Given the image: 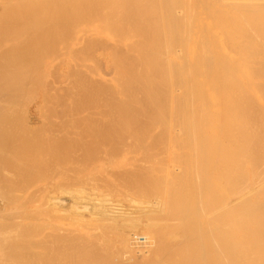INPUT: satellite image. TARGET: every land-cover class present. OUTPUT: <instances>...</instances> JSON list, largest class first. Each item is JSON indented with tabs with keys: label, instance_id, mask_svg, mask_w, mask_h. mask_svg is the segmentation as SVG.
Listing matches in <instances>:
<instances>
[{
	"label": "bare ground",
	"instance_id": "6f19581e",
	"mask_svg": "<svg viewBox=\"0 0 264 264\" xmlns=\"http://www.w3.org/2000/svg\"><path fill=\"white\" fill-rule=\"evenodd\" d=\"M4 1L5 0H3V2ZM11 1H13V0H11ZM15 1H17V0H15ZM30 1H31V4H34L35 7H38V9H36L38 11H35V8H34V11L38 15L40 14V17H38V16L36 17V18H38L37 21H39L40 23H41V21L43 22V19L45 20V22H43V23H46V22H47V24L51 23L50 21L52 20V18L55 14H56V17L58 15V18H60V19H56V18L55 19L59 20V22H60V20H62V22L64 21V24H66V23L68 24L69 22H66V20H70V22L72 23L71 25L73 26V29L75 30L73 33V40L75 41V43H74V41H72V39L69 40L67 38L69 41H72V42H70L71 43L70 44V43H67L68 40L67 41L65 40V42L67 44L66 50H68V49L70 50L71 45L73 44V46H75V47L73 48V46H72L73 49L72 48L71 49L74 50L75 52H77V50L79 49L77 45L81 44L80 45L81 47L80 46L79 47H80V49H82V52H83L82 55L84 56V54H85L84 51H86V53H88V51H90V47H89L90 45L88 46V45H86V43H84L85 42V38H84L85 36L84 35H86V41H88L87 43L90 44L91 42H97V46H99L98 45L99 42L107 43V42L111 41L110 43H111L112 47L108 48V46H107L108 44L105 46L108 48L109 51L107 50V48L105 49V47H104V50L108 51V56L106 55L108 57L107 58L108 61L107 60L106 61L110 63L112 68H114V71H111L113 73V76L111 75L110 72H109L110 75H108V72L106 73L107 77L112 76L111 81L109 80L110 78L109 79L107 77L106 78L111 83L113 81H115L114 82L115 84H116V81H118L117 84L119 83V81L122 82L123 85L125 83V84H127V87H123V86L121 87L120 85L122 83L121 84L119 83L120 85H118V86H117V84H116V86H115V84L111 85L112 87H110L109 93L105 92L108 95L107 98L105 97L106 95L102 96L103 98H101V100L105 98L104 102L102 104V106L104 105L105 107L103 106V108H101V106H100L101 109L98 108V106L101 105L102 102H100V100H98L99 97H95L96 95H94V94L97 93V95H100L101 93L100 94H98V93L102 90V88L100 91L98 90V92H95L94 89H96L97 86H96V88L91 87L90 90H92V92L94 91L95 93L93 92V94H92L90 91H89L90 93L86 92L88 94H92L93 98L95 97L99 101V105L97 107H94L95 104L96 105L98 104V101L95 102L96 99L95 100L93 99L94 102H92V101L90 102V99H88V98L92 99V97H90V95H89V97H87L88 100L85 99L87 102L89 101L90 103L94 104V105H91L89 103V105L96 108V110H97V108L99 110L106 108L107 112H105V110H102L103 112L108 114V118H106V119H103V118H105V117H103V115L105 113H103V115H99L97 117V114H98L97 112L99 110L95 112L94 109L90 108L91 106L89 107L90 109L88 108L89 110H91V113H89L90 111L89 112L86 111L87 112L86 114H88V113L90 114L88 121L90 120V117L92 116L91 115L92 111L94 113H96L94 115H96L95 117H97V119L100 118V116L103 117V118L101 117V119L95 120V121L92 119L93 121L92 122L89 121V122H90V125H92V126H93V122L100 121V120H101V123L103 122V125H104V123H106L105 126L107 125L106 128L108 130H110V133L108 134L109 131L104 126L103 129H105V131H103V129H102V131L104 132V134L107 135V136L105 135L106 136L105 141H106V138L108 136H110L112 132H115L117 130V128H116V130L114 128V126L117 127V125L112 124L114 121L115 122L118 121V120H116V118L118 117L117 115H120L121 113H122L121 115H123V113H124L125 115H123V116L126 117L127 112H129L133 109L135 111L136 107L138 109L140 108L139 110H141V112H139V113L145 114V113H147V111L150 112L152 110L150 105H152V107L154 105V107L156 108V111L158 113H163V116H164V113L167 112V115H168V119L164 118V117H163L164 120L161 119L162 120L161 123L163 122L164 124L163 123L160 124L161 129H159L160 131L158 133H160L162 131V129H163L162 126L166 124L165 126L166 127L168 126V129H167L168 131L166 130V128L164 126L165 131H162V132H164L167 135L166 136L168 138L167 142L169 143V145H171L172 143L174 144V146L177 145L178 148H177V146L175 147L177 149H179V147H181V149H182V150L176 149L177 151L181 152L182 154H179V152H177L178 154L172 153L173 155H175V157H177V156L179 157L180 155H182V159L178 158L180 160V161H178L176 158L177 161H175V160L172 161V159L170 158L171 156L169 158L166 157V156H168L166 153H164L166 150L163 151V153L160 152V151H162L161 149L164 150L165 147L167 146L166 145L167 144L166 138H164L165 139L164 143H161V142H163L162 139L165 136L164 133L161 132V135L162 134L164 135V136L162 135V137H161V142H158V140L156 141L157 138L156 139H155V137L153 138L154 140L152 141V143L154 145H158V144H156V142H158L160 144H165L166 146L164 145L161 148V146H159L160 145L159 144L158 145L159 148H156L157 150H155L156 152L158 150H160V151H158L159 157H155V155L152 156V157L156 158V159L153 158V162H152V163H155L156 165L153 168H151L152 166L151 167L149 166L151 169H149V168L147 169L148 171L153 173V174L149 173V174H151V177L149 176L150 181H151V179H153L152 177L154 175H155L156 179H158L160 177L161 173L159 172V174L156 175L155 172H157V169H155V168H156V166H158L159 168L161 166H163V165L159 166L160 164L157 165V162L159 163L162 158L165 157V158L169 159V161L171 159L170 162L175 161L176 164H178L177 167H174L177 169L176 170L171 169L172 171L171 170L168 171V169H166L165 166L167 164L163 167L165 171L161 167L162 168L161 171L165 172V174H166V176H165V174L163 173V176H162L163 179H164V177L166 179L169 176V178H168L169 180L166 179V181H163V182L161 181L162 184H160V182H159L160 181L159 179L161 177L158 180H156V182L158 181L159 184H158V182L157 183L153 182V180L151 182H147V184H146L145 182L147 181L148 171L146 169H144L143 166H141V167L143 168L145 173L142 171V168H140L139 165H138V167H136V165H135L134 167L137 168V170H135L132 174H129L130 172H132V170L135 169L134 168V169L129 170L131 167H133L132 164H131V167L129 166L130 167L129 169H127V167H126L127 171L123 170V167L121 168L120 166H119L120 169L117 172L114 170L115 167L113 170H110V169L107 170L108 167H104L105 169L102 168V171H103V169L106 170L105 171L106 174H109L111 171H115L113 178L115 179V177L117 176L116 180L118 179L117 181L119 182V184H121L123 186V187L121 185L118 186L120 189L119 191H120V193L122 192V194H119V192L116 190L117 187L115 185H113L112 183H110L112 180L111 181L109 180L110 182L108 183V180H106L107 177H105V175H106L105 173H103V174L99 173L102 175L101 177H100V175H98L102 180L104 177V182L99 177H98L99 180H101L100 182H98L99 180H97V179L95 180V178H96L95 173H93L91 175L93 177V179H91V177L89 178V180L90 179L95 180V181H93L95 183L92 182V184H95L98 189L102 188V190H103L104 186L102 187V185L105 183V181L107 184H111L110 186L112 187V191H111V187H109L107 184H104V185H107V186H105V188L106 187L107 188L103 190L102 194L106 193L104 191L107 189L109 190V192H113V189H114V190H116L115 192H118V194H119V196H118L119 198L116 197V199L114 197H113V199H111V198L109 199L107 194L99 196L100 201H98V202H101L102 205H99V203L97 204L98 207L103 206V209H104L103 213L105 215L103 213H102V215H104L105 217L107 216L108 220H106V218L103 216L105 218L104 220H106L107 223L109 224V225L106 224V225H108L106 227L110 228L111 227L110 224H113L115 222L118 224V225L117 224L114 225V226L118 227L116 231L113 230L116 233L115 232L113 233V231H112V233L110 232L111 237L108 238L109 240L106 239L109 236V232L103 230L106 228L105 227L106 221H104L105 223L100 221L101 224L100 223H96V225L94 224L95 227L97 226L99 229L100 226L102 225V223H104L103 224L104 226L102 225L104 227L102 229V231H105L106 235L102 231L99 232L102 227L98 231L99 233H101L100 238H99V236H97V235H100L97 231H96L97 235L95 232L93 233L97 236V238H96V239H98L97 241H101L102 236L103 237L107 236L106 238L104 237L106 240H104V238H103V241H102L104 243V245L107 244V246H105V248L108 247L110 239L112 242L111 246H113L114 238H116L115 241L117 243L115 242V244L116 245L118 244L117 247L119 249L117 247L116 248L119 250V252L115 248L117 250L118 254L113 253L114 252L112 250L114 248V246H113V248L110 249L112 251H109V253L112 252L114 254V255L111 254L112 256H114L115 258H120V259H121L120 254H123V255L125 254V255L124 256L122 255L123 256L122 260L118 259L119 263L113 261L114 257L112 258V256H111L110 258H112L113 264H115V263L116 264H264V0H30ZM30 1L27 0V2H29V3H30ZM19 2H17V4ZM27 2L25 3L26 5H27ZM0 4H2V3L0 2ZM3 4H4V6L9 5L8 3H7V5H5V3H3ZM14 4L15 3H13V6H14ZM25 4H24V6H25ZM34 5H31V6H34ZM4 6L0 5L1 8ZM22 6H23V3H22ZM28 6L30 7L29 4L27 5V8H28ZM11 7H12V5H11ZM20 7H21V5H20ZM22 8H24V7H22ZM9 9H10V7H9ZM12 9H13V7H12ZM19 9H21V8H19ZM19 9H18V11H19ZM25 9H22V10H25ZM30 9H31V7H30ZM4 10L8 11L7 8L6 9L4 8ZM26 10L28 11V9H26ZM7 11H6V13H7ZM11 11H13V10H11ZM11 11H8V13L10 15H12L13 13L18 15L16 13L17 11H15V12L13 11L12 14L10 13ZM30 13H29V15H30ZM22 14H23V11H22ZM37 14H34V16ZM41 14L44 15L45 18L43 17V19H42ZM10 15H8L9 17H12V19H10V23H11V20L13 22V20L15 19V21L13 22V25L17 29H16V31L14 30V32L18 31L17 32V34H18L19 31L21 30V29L20 30H18V29L22 28L26 23V22H23L22 23L23 25L19 26V24H21L22 20L27 19L24 17L25 13L22 16H20V17H24L20 22L18 21L19 19L16 17V15L14 16V14H13L14 17L10 16ZM1 17H4V16L1 15ZM26 17H29V16H26ZM36 18H34V19L36 20ZM39 18H41V21L39 20ZM83 18H90V19L93 18L94 20L96 19L95 20L96 24L94 23L95 22L94 20H93L94 22L93 21L92 22H93V24L96 25L97 28L99 26L98 24L101 23L100 28L95 29V27L93 25V28H94L93 29L91 26L92 24L90 25L91 28H88L89 25L86 26V28H85L84 27L85 24L82 23V25L84 24V26H82L80 23V26H82V28L80 29L78 20H79V22H81ZM31 19H32V17H31ZM90 19H89V21H90ZM27 20H29V19H27ZM8 21H9V19H8ZM37 21H33V22L35 23ZM83 21H85V23L87 22V20H85V19ZM28 22L30 23L32 21H28ZM28 22L26 24H28ZM97 22H99V23L97 24ZM14 23L17 24L19 27H16L17 25H15ZM53 23L56 26V23L55 22H53ZM60 23L57 26L58 28L60 27ZM87 23H86V25H87ZM0 24H2V22ZM61 24L63 25L62 26L63 29H66V27H64V24L63 23H61ZM28 25H26V27H25L27 30L23 27L25 29L24 31H28V28L30 27V25L29 26ZM8 26L10 27V25H8ZM34 26L36 27L35 24H34ZM40 26L42 29L43 25L40 24L39 28H40ZM47 26L48 25H45L44 27H47ZM44 27H43V29H44ZM48 27H49L48 32H50V33H45L46 35L43 33V35H45L43 37V35H41L42 30L39 29L40 31L38 30V33L33 37L37 38L36 36H38V34H39L42 36V38L44 39V41L46 43L49 42V44H50L53 41L56 42L55 45L52 46V48H50V49H53V47L56 46V48H58V49H54L55 51L53 50L54 52H56V50L58 51L60 49V45H61V47H63L65 45V44L64 45L62 44L63 40H64V38H63L64 35L62 36L63 32L61 31L60 28L59 29L57 28L58 29L56 31L57 33L54 35V33L52 34L51 29H55L56 27L53 28L52 25H51V27L50 26H48ZM69 27H71L70 24H69ZM83 27L85 29H83ZM1 28H3V27H1ZM31 28H32V26L29 28V31H31ZM10 29H12V27ZM10 29H8L9 30L8 32H11ZM36 29H37V27H36ZM67 29H69L68 26H67ZM45 30H48V29L45 28ZM24 31H22V33ZM63 31H65V30H63ZM69 31H71V30L69 29ZM69 31H68V33H69ZM14 32L6 34V35H8L7 36L8 39L6 38L7 41L5 40L6 42H4V44H2V46L0 44V46H1V48H0V143H1L0 145L1 146L0 147L2 148L3 146H5L4 148H6V149H4V150H6L7 153L2 149V152L4 151L3 153L6 154L5 155L2 153V155L7 156V154H8V157H9V158L7 157L9 159V164L5 168V173L3 172L1 174L3 176L0 177V179H1L0 180V264H53V261L59 260V256L56 258L54 256L57 255V251H60V250H57L55 248L56 244H55L54 248L57 251H55V249L53 248V245L51 244V239L55 235L52 232L51 233L53 236L49 235L48 231L45 233L42 232L43 234L48 233V235L51 236L50 239H49L48 235L47 236L44 235V238L39 237L37 240V237L34 238V236H36V231L38 228L36 229L35 226H32V223L34 222L32 220L36 217V216L34 217V214H33L34 209L36 210L43 205V201H45V199L48 197V196L46 197V195H47L46 193H48V192L50 193L53 185L52 186L50 185L51 188L48 192H46L47 190L45 188L46 187L45 185H44L45 187L43 186L44 189H42L43 187L42 188L38 187L39 189L38 188L37 189L39 191H37L35 188L32 187V189H35V190L31 191V185L33 184V183L31 184V180L34 179V177L32 178L31 176L36 174V173L35 174L32 173L33 166L35 165V163H34L35 161L34 162L32 161V156L34 155V153H32V152H35L32 150L35 148L34 145H32V143H33L32 138L34 140H36L34 137H32L33 136L32 135L33 130L35 129V127L33 125V123H34L33 117L35 115L31 114L33 109H31L32 106L28 103V101H27V103L29 105H26V107H24V109L26 108L25 113L23 112V114H21L22 112H20V110L25 105L23 101H25V99L29 96H31V98H29V99H32L29 102L35 101L34 102L35 103L34 104L35 110L40 108L41 111H45L47 109L46 108L47 105L50 104L51 100L57 99L58 94H60L58 96V97H60V96H62L61 93L64 92V94H65V95L63 94L64 96L70 97V95H68V94L74 90V86H77L75 84H78V83L81 84V82L85 79L83 71H80L84 68L82 67V69H81L79 67L80 65H82V64H80V62L82 60H80V62H76L78 57L76 60L74 58L73 59L75 60L74 64L78 63L77 65H79L78 66L79 71L77 70L75 65L72 63L73 61H71V63H70V61L68 60V58L66 56L65 57L67 59L63 57L64 62H62V60H61L62 64H64L65 62L68 63V61H69V63L74 65L73 67L76 69L73 72V70L70 68L68 69L67 66L64 67V68H66L65 70H67V69L70 70V71L67 70L68 72H71L68 74V72L66 71V73H65L64 68H62L64 70V72L62 70L61 71L64 73L63 75L65 76V77H63V75L60 74L62 76V80H61L62 87L58 90L57 86H54L55 85L54 82L53 83L51 82L52 84H54L53 87L56 89L55 92H57L56 95L53 94L56 96V98L55 97L52 98L49 102L47 101L48 104L47 103L45 104V102H46L45 99L49 100V98L52 95L51 93L49 95L47 94V92L49 93V91H50V89L47 90V87L49 86L50 82L47 85L45 83L47 81H49L47 79H49L52 76L51 73H55V71L52 72V70H51V73H50V71L48 70L51 76H49V78H47V76L49 74L46 72L47 66L46 67L44 66V65H46L45 63H44V65H41L43 62L41 64H39V67L41 65V67L44 66L46 68V69L43 68V69H45V71L43 69L41 70V68H39V67L37 68V66H38L37 62L38 61H35L36 62L35 65H37V66H34V65H33L34 67L31 66L32 64L27 59L28 54H30V53H29V51L28 52L26 51L27 47H25L24 49L22 48L23 44H22L21 39H23V38L20 35L15 34ZM32 32H37V30L36 31L32 30ZM65 33H67V31H65ZM80 33L83 34L82 39H81L82 35H80ZM6 35H5V37H6ZM21 35L23 36L24 33ZM25 35H27V34H25ZM51 36H55V37H53L52 40H50ZM68 36H70V34H68ZM27 37L31 38L30 35ZM39 37H38V40H39ZM46 38H47V40H45ZM224 40L226 41V43L224 42ZM23 41H25V39H23ZM29 41H31V40L29 39ZM25 42H27V41H25ZM31 43H32V41H31ZM31 43H30V48H32ZM34 43H35V39H34ZM34 43H33V47L37 42L35 44ZM41 43H43V42H41ZM46 43H44V44H46ZM27 44L29 45V42ZM27 44H26V46H28ZM68 44H69V46H68ZM82 44H83V46H82ZM42 45L41 46L39 45V46L42 47ZM95 45H96V43H95ZM95 45L91 44V47L95 46ZM103 45L101 46V44H100L101 47H103ZM84 46H85L86 50L84 49ZM87 46H88L89 50L87 49ZM49 47H51V46H49ZM101 47L99 48V50L101 49ZM30 48H28V49H30ZM37 48H38V46H37ZM93 48H95V47H93ZM110 48H112V49H110ZM45 49H47V48L45 47ZM50 49L45 51L46 53L48 51L47 55L50 53L49 52V51H51ZM96 49H95V51H98ZM102 49L100 51H102ZM38 50L36 49V51H38ZM42 50H43V48H42ZM63 50L65 51V49H63ZM59 51L57 53H59ZM45 52H42V53L37 52V53L38 54H43V53L45 54ZM61 52L62 53H60V54H62V56L64 53L66 54V52H64V53H63V51H61ZM92 52H89V54ZM73 53H69L70 58L73 56V55L71 56V54H73ZM33 54H31V56ZM51 54L55 55V53H52V52H51ZM51 54H49V55L51 57H53ZM89 54L87 55V57L85 54V57L89 58V60H90V59H92V58H90L92 56V54L90 55V57H88ZM96 54H97V52H96ZM58 55H56V56H58ZM79 55H81V52L79 53ZM82 55H81V57H82ZM35 56H37V55H35ZM60 56L61 55L58 56L59 59H57V57H56V59L51 58L52 61L51 60L50 61L52 63H54L55 60L56 61L60 60ZM85 57H83L82 59L85 60ZM93 57L95 58V55ZM39 58H40V55H39ZM75 58H76V54H75ZM31 59H32V57H31ZM49 59H50V57H49ZM65 59H66V61H65ZM33 60H35V59H33ZM37 60H38V57H37ZM42 60H43V58H42ZM88 62H90V61H88V59H87L86 64L89 65L88 67H91V65ZM67 63L65 65L69 64V63L68 64ZM53 65H56V63ZM58 65H59V61H58ZM94 65H95V63H94ZM71 66H69V67H71ZM84 66H87V65L84 64ZM106 67H109V66H106ZM88 71L85 70V72H84L85 75L87 74L86 72H88ZM90 71L94 72V71H92V69ZM97 72H98V70L96 71V73ZM98 74H101L98 76L100 78L105 76V75H102V73H100V72ZM88 76L90 78V76L93 77L94 75L89 74V75H87V77ZM55 77H53V78L56 79L57 77L56 78ZM93 78L97 79L96 75ZM86 79L89 80L88 78H86ZM92 79H90V80H92ZM94 79H93V81H96ZM53 80L51 79L50 81H53ZM70 80H72V84L74 86L72 84H70ZM93 81L91 84L94 83ZM97 82L99 84V78H98V81H96L94 84H96ZM147 82H153V85H154V83L158 84V85L160 84V86L163 89H159V88H161L160 86H159V88H158V86L156 88H158L159 91L163 90V92L160 91V93H159L158 89L157 90L154 89L158 92H156L155 96L152 95L153 97H150L152 91H150L149 89L152 90L153 87L151 88V86H150L151 84L147 85L148 84ZM55 83H56V81H55ZM106 83H108V81ZM83 84L86 85V80H85V82L83 81ZM91 84L89 82L88 86L90 87ZM102 84H104V83H102ZM164 84L167 85V87L165 86V88H164L162 86ZM45 85L47 87H45ZM100 85H98V86H100ZM106 85L110 86L109 83ZM106 85H105V87H106ZM131 85L132 86L133 85H139L140 86V87H138V88H140L139 90H141L140 95H142L144 99H139L140 98L139 97L140 92L138 94H136L138 90L135 91V89H134L135 87L133 86L134 88H132ZM101 86H103V85H101ZM146 86H148V87L150 86V88L148 89V87H146ZM51 87H48V88H51ZM77 87L79 88L78 91L80 89L84 90L83 87L82 88L79 87V84ZM54 88H52L53 93H55ZM87 88L88 87L86 86L85 89H87ZM125 89H126V91H125ZM132 89H134L133 91H135V93L132 92ZM88 90H89V88H88ZM106 90H107V88H106ZM75 91H77V90H75ZM66 93H68V94L66 95ZM83 93H84V95H83ZM83 93H82L83 97L80 96L81 94H78L77 96H80L82 98V100L85 101L83 98L86 95V93L85 92H83ZM105 93L103 91V95ZM132 93L135 94L136 99L138 97L139 102L135 98L130 97V96H132L131 95ZM45 94H47V96H50V97L45 98ZM70 94H73V92H71ZM76 94H77V92H76ZM154 94H155V91H154ZM69 97L67 98V105H69V103H72V101L70 102V100L73 99L74 95L73 96L71 95V97H72L71 99ZM80 97H78L79 98L78 100H81ZM154 97L157 99H155ZM85 98H86V96H85ZM151 98H154L155 100L154 101H153V99L150 100ZM76 99H77V97L75 96L74 100L77 101ZM59 100H55V102L52 101L51 104H54V105L50 104L51 106H48V108H49L48 110L50 111L51 108L53 109V106H55L56 103H57L56 104L57 106H55V107H58V110H59L60 108H59L58 102H57ZM68 100H69V103H68ZM62 101H65V100H63V98H62V100L59 102H62ZM75 101H73V105H74V103L76 105ZM80 102H82V101H80ZM87 102H86V104L88 105ZM152 102H154V103H152ZM22 104H24V105L22 106ZM43 104L46 105V106L44 105V110H43V107H41ZM60 104L63 106V108L66 106V105H63L64 102H62ZM86 104H85V106H86ZM73 105H72V107H73ZM82 106L84 107V103L82 104ZM66 107L70 108L71 106L70 107L66 106ZM78 107H80V105ZM63 108H61V109H63ZM75 108H77V105L74 106V109ZM52 109H51V111H52ZM56 109L57 108H55V110ZM61 109L59 112V113H61V115L57 111L54 110L52 112V116L56 115L55 113L57 112V115L59 114L60 117L64 118V113H65V115H67L68 113L65 112V111H67L66 109H65V111L63 109L64 113L61 112L62 111ZM74 109H72V110L74 111ZM80 109H84V108L80 107ZM156 111L154 110V112H156ZM81 112H82V110H81ZM47 113H48V111H47ZM47 113H46V116L49 115ZM53 113H54V115H53ZM62 113H63V115H62ZM75 113L78 114V112H75ZM84 113H85V111L83 113H79V114L80 115L82 114L81 116H83ZM150 113H153V112H150ZM150 113H149V115H151ZM158 113H155V114H157V116H159ZM24 114H25V116H23ZM100 114H102V113H100ZM130 114H131V112L128 115L131 116ZM132 114H135V113H132ZM32 115H33V117H32ZM50 115H51V113H50ZM50 115H49V117H51ZM94 115L92 118H95ZM139 115L142 116L143 114H139ZM59 116H57V117H59ZM115 116H116V118H115ZM137 116H136V119H138ZM146 116H147V114L145 115V118H146ZM41 117H43V116H41ZM69 117H70V115H69ZM65 118H67V116H65ZM65 118L62 119V121L65 120ZM86 118H88V116ZM132 118H131V120H133ZM39 119L37 118V121ZM47 119H45V120H47ZM50 119H52V118H50ZM59 119H58V121H59ZM119 119H121V118H119ZM129 119L130 118H128V120ZM42 120H44V118ZM42 120H40V121L43 124L44 122ZM72 120L75 124V121L76 120L78 121L79 119H76L75 121H74V119H72ZM72 120H70V121L72 122ZM80 120H81V118H80ZM126 120H127V118H126ZM134 120H135V118H134ZM138 120L140 122L142 121L140 118ZM146 120H147V118H146ZM155 120H156V116H155ZM82 121H83V119H82ZM85 121H84V125H85ZM88 121L86 124H89ZM135 121H134V124H135ZM55 122L54 123L51 122V123L54 124L55 126L63 125L61 122H59V123L57 122L58 124H56ZM79 122H81V121H79ZM121 122H124L126 124L127 121L122 120ZM128 122H127V124H128ZM140 122L138 123L139 125L141 124ZM146 122L149 123L148 120ZM155 122H157V121H155ZM159 122L160 121H158V124H159ZM67 123H69V122H67ZM76 123L78 124V122H76ZM98 123H100V122H98ZM50 124L48 123V125H50ZM131 124L132 123H130V125ZM154 124H156V123H154ZM44 125H46V124L44 123ZM48 125H47V127H48ZM65 125H67V124H65ZM112 125H113V127H112ZM119 125H120V120H119ZM128 125H127V127H128ZM135 125H137V123ZM146 125H147V123H146ZM150 125H151V128L153 130L155 128L156 129L159 128V125H156V127H154L152 124V121H151ZM40 126L42 127L41 124L39 125V127ZM74 126L71 125L70 128L67 127V129L70 130L72 127L76 130V128ZM80 126H82V124H80ZM63 127L61 126L60 128H63ZM78 127H79V125H78ZM86 127H88V126L85 125V129H84L85 132L88 129ZM94 127H95V125H94ZM96 127L99 128L100 126H96ZM130 127H132V126H130ZM147 127H149V125H147ZM82 128H84V127H82ZM82 128H80L79 131H77L78 130V128H77L76 133L79 132V135H82L80 133V131H81L84 134ZM112 128H114L115 131L112 130V132H111ZM121 128H123V127L120 126V130H118V131H120L122 133L123 131L121 130ZM133 128H134V125H133ZM144 128H145V126H144ZM144 128H143L142 134L146 133L145 135H147V136L149 135L148 140L152 138L151 137L152 135L150 136L149 133L152 132V134H154V133H156L155 135L158 134L156 132L158 130L150 131L147 133V131H145ZM38 129H41V128H38ZM52 129H53V126H52ZM55 129L57 130L58 128H55ZM74 129H71V130L75 131ZM95 129H93V130L96 131ZM137 129H139V132H140V127L139 128L137 127ZM137 129H135V130H137ZM99 130H101V129L99 128ZM131 130H133V129H130L129 132H131ZM141 130H142V127H141ZM147 130H149V129H147ZM61 131H63V130H61ZM64 131H67V130L64 129ZM91 131L92 130H90L89 133H91ZM176 131H177V134H176ZM58 132H59V130H58ZM58 132H57L58 136H61L60 134L63 133V132H61V133L59 132V134H58ZM120 132H117V133L120 134ZM36 133L38 134L37 128H36V130H34L33 134H36ZM50 133H53V132L51 131ZM54 133H56V132H54ZM95 133L92 132V135ZM65 134H66V136H68L67 133H65ZM97 134H98V132H97ZM88 135L89 134H85V136L82 135V137L83 136L86 137ZM96 135H94V136H96ZM112 135L114 137V133ZM120 135H122V134H120ZM123 135H125V134H123ZM123 135H122V138H123ZM51 136H52V134H51ZM63 136H65V135H63ZM71 136L73 137V140H74L75 136L73 133ZM115 136L117 137V135H115ZM131 136H135V135L132 134ZM137 136H138V134H137ZM159 136H158V138H159ZM88 137H90V135ZM113 137H111V139ZM125 137H124V139H125ZM140 137H142V136H140ZM55 138H58V137H56V135H55L54 141H55ZM60 138H62V136ZM98 138L100 140H98L96 138L92 139L91 137L88 139H90V140L96 139L94 142H96L98 140V141H101V143H104V144L106 143L105 141L104 142L102 141L103 137L100 138V135ZM130 138L131 137H129L128 140ZM132 138H134V137H132ZM132 138L130 139V141L132 140ZM50 139H52V137ZM50 139H48V140L51 141ZM71 139L69 140L70 142H71ZM79 139H82V138H79ZM83 139L80 142L81 145H84V143L82 144V142H84ZM124 139H123V141H124ZM137 139H139V138L137 137L135 139L136 141L134 140L136 143H137ZM143 139L145 141L147 138L146 139L143 138ZM143 139H141V140H143ZM58 140H59V138H58ZM119 140H120V138H119ZM128 140L127 141L125 140V142H129ZM76 141L78 142V140H76ZM107 141H109V140H107ZM116 141H117V139H116ZM116 141L114 140V142L116 144L114 142H111V144H110L109 143L110 141H109L108 143L110 144V147H112L113 143L117 146ZM134 141H133V144L135 145ZM139 141H138V143H139ZM144 141H142V142H144ZM150 141L151 140H149V142H148L149 145L148 144L147 145L151 149V147H150L151 142ZM63 142L65 144L66 139ZM63 142H62V144H63ZM142 142L140 143L142 146L147 143V141H145L144 144H142ZM52 143H54V142H52ZM52 143H50L51 144L50 147L53 148L54 146H52ZM80 143L78 142V144H80ZM90 143L92 144L93 142H90ZM118 143H119V141H118ZM55 144H57V142H55ZM58 144H59V141H58ZM73 144L74 143H72V145ZM87 144L84 145L85 148H86ZM109 144H107V145H109ZM96 145H98V144H96ZM96 145L94 144L95 147L94 146H93L94 148L92 147L93 150L95 148L98 149V147H96ZM101 145L99 143V147H101ZM127 145L130 147V145L128 143H127ZM55 146L57 149L59 147H60V149H62V147H63V146L61 147L60 144H59V146L58 145H55ZM68 146H70V145H68ZM75 146H80V145L75 144ZM105 146H106V144H105ZM120 146H122V145L120 144L119 147ZM48 147H49V145H48ZM72 147H74V146H72ZM88 147L91 150V147L90 146H88ZM102 147H104V146H102ZM106 147L108 148V146H106ZM117 147H115V146L113 147V149L111 150V154H113L112 152H114V150L115 151L119 150ZM122 147H124V146H122ZM132 147L135 148L134 146H132ZM132 147H131V149H132ZM148 147L146 149H148ZM152 147H154V146H152ZM42 148H44V147H42ZM65 148H63V149H65ZM116 148L118 150H116ZM124 148H122L123 151H125ZM140 148H141V146H140ZM44 149H46V148H44ZM78 149H79V147L75 148V150H78ZM80 149H81V146H80ZM126 149H127L126 152L129 151L128 147ZM36 150H37V148H36ZM46 150L48 151L49 148ZM72 150H70V151H72ZM75 150H74V153H76ZM82 150H84L83 147H82ZM82 150H79L77 152H81ZM90 150H89V152H90ZM93 150H91L92 154H95L96 150L94 152H93ZM101 150L104 152V151H106V148H105V150H104V148H101ZM108 150H107V153L110 152V150H109V152H108ZM122 150H121V152L118 153L119 155L123 156L124 153L127 154L126 152H123ZM136 150H135V152H133V154L134 153L136 154ZM140 150L141 149H139V151ZM148 150H147V152H149ZM152 150L154 152V149H151V151H150L151 153H153ZM54 151L57 152V150H54ZM63 151H65V150H63ZM85 151H86V149L83 152L84 154H81V153L80 154L77 153V154L80 155V157H81L82 155H85ZM132 151H134V150H132ZM147 152L146 153L143 152V155L144 154L147 155ZM166 152L168 153V149ZM0 153H1V150H0ZM41 153H40V156H42ZM45 153L47 154V152H45ZM62 153H64V152H62ZM67 153H68V151H67ZM74 153H72V154L74 155ZM107 153H105V156L108 155ZM174 153H176V152H174ZM35 154H37V153H35ZM46 154H45V156L44 155L43 156L46 157L47 156ZM56 154L57 155L53 154V155H55V157L52 156L53 161L56 160L55 159L56 156H59V152H57ZM72 154L70 153V156ZM77 154H75V155H77ZM92 154H90V155H92ZM129 154H131L130 151H129ZM155 154H157V153H155ZM48 155H51V154L48 153ZM146 155H144V156H146ZM173 155H172V158H173ZM93 156L95 157V155H93ZM103 156L104 155H101V159L105 157V156L104 157ZM109 156H107V157H109ZM116 156H117V154H116ZM122 156H121V158H122ZM129 156H131V155H129ZM132 156H133L132 160H137L140 158V157L137 158L138 157L137 155H136L137 157H135V158H134V155H132ZM139 156H142V155H139ZM162 156H164V157H162ZM33 157H35V155ZM38 157H37V159H38ZM65 157H67V156H65ZM75 157L76 156H74V158ZM88 157H89V155H88ZM112 157H113V155L111 156V159L114 160ZM127 157H123V158H127ZM160 157H161V159H160ZM69 158H71V157H69ZM74 158H71L73 162L70 160V163L72 162L73 164H75V161L73 160ZM91 158H93V157H91ZM97 158H95V160ZM99 158H100V155H99ZM114 158H115L114 161H116L117 157H114ZM157 158H158V160L159 159L160 160L158 161ZM165 158L163 160L168 162V160H166ZM49 159H50V157H49ZM52 159H51V162H52L51 166L53 167V169L49 167L52 170L55 169V166L58 167V163H59V167H58V169L57 168L56 169L57 170L61 169V171H62L63 166L61 167L60 164H62L64 161V163L62 165H64V167H66V165L69 163V161H67V160L66 161L68 163L66 162V164H65V160L61 161V163H60V161L56 160L58 163H56V162L53 163ZM61 159H63V158H61ZM66 159H68V158H66ZM87 159L88 158H85L86 161H87ZM98 159L96 162L99 161L98 164L99 163L103 164L104 160H100V159L98 160ZM105 159L107 161L108 158L105 157ZM111 159L110 158L108 159L109 163L111 162L110 161ZM130 159L128 158V160H130ZM151 159H149L148 162H150ZM58 160H60V159L58 158ZM78 160L79 161L82 160V164H83V162H84L83 158H79L76 161H78ZM132 160H131V162H132ZM139 160L135 161L134 164H136V162H138ZM154 160H157V161L154 162ZM1 161L5 162V160H3V159H1ZM1 161H0V164H1L0 169L3 168V166H4L3 165L4 163L3 162L1 163ZM79 161L76 163L80 164L81 161H80V163H79ZM106 161H104V164H103L105 166H107V164H105ZM114 161H112V162H114ZM46 162H47V159H46ZM48 162L45 165V168H48V166L50 165V164H48ZM92 162H91L92 164H90L91 166L95 163L94 161H92ZM112 162H111V164H112ZM124 162H125V159H124ZM126 162H128L127 159H126ZM141 162H144L143 159H142V161H140V164H142V165L147 164L148 165V163H146V162L144 164ZM162 162H160V163L161 164L166 163V162L165 163H162ZM5 163L7 164L8 160ZM43 163H45V162H43ZM55 163L57 165L54 166L53 164H55ZM70 163L68 164L67 167H69ZM72 163H71L69 169L73 166ZM152 163H150V164H152ZM6 164H5V166H6ZM77 164H76V166H77ZM124 164H123V166H124ZM138 164H139V162H138ZM96 165L97 164H95V166L93 165V168L94 167L96 168ZM110 165H109V167H110ZM127 165H128V163L126 164V166ZM76 166H75V168H78ZM81 166H79V167H81ZM89 166L88 167L86 166V167L89 168ZM117 167L118 166H116V168ZM75 168L74 169L71 168L70 171H74V173H78L79 175L84 174L82 172H84L85 170H81L79 173L80 168L78 171L76 170V172H75ZM82 168H84V166H82ZM91 168H89V170L87 169L88 172L90 171ZM40 169H42V168H40ZM64 169H66V168H64ZM45 170L43 169L42 171L44 172ZM1 171H4V170L2 169ZM46 171H45V173L47 174ZM48 171H50V170H48ZM56 171H54V172L56 173ZM59 171H57L55 176H53L51 174V171H50V173L48 172L47 176L44 175V177L46 176V178H47L49 176V174H51L55 178L59 173H61ZM107 171H110V172L107 173ZM128 171H130V172H128ZM43 172H40V174H42ZM65 172L66 173L62 172L61 173L62 175L60 174L61 177L60 176L59 177L65 178V176H63V173H64V175H66L67 171H65ZM126 172H127V174H126ZM68 173H70V172H68ZM111 173H110V175L113 176V172H111ZM86 174H87V176H86ZM86 174H84V175L88 178V173H86ZM67 175L69 176L70 174H67ZM68 176H66L67 178H65V179H68ZM70 176H69V178H70L69 180L74 178V177H72V176H74V174H72V176H71L72 178ZM112 176H110V177L112 178ZM144 176L146 178H143ZM35 177H37V176H35ZM42 177L43 176H41V179H42ZM53 177H51L52 179L50 178V180H53ZM38 178H39V175H38ZM35 179H37V178H35ZM41 179L39 181L45 180V179L44 180H41ZM78 179L77 180L79 183L82 184L84 182L83 175L81 177L79 176ZM142 179H146V180L143 181ZM69 180H64V181L59 180V181H60V183L65 182V185L67 184L70 187V184H68V182H66ZM77 180L74 179L75 182H73V179H72V181H69V182L70 183L72 182L71 184L75 185V183H77L76 182ZM37 181L38 180H36V182ZM57 181H56V183H58ZM87 181H88V179H87ZM90 181L87 183L91 186ZM142 181H143V183H142ZM101 182H102V184H99ZM49 183H50V181H49ZM84 183H86V182H84ZM114 183H115V180H114ZM47 184H48V182H47ZM58 184H56L57 188H59V186H61L60 187L61 189H59V190H62L63 189L62 187L64 185L62 186L60 184L58 186ZM82 185H84V184H82ZM89 185H87L86 187H90ZM95 185H92V187ZM99 185L101 187H99ZM68 186H67V189H68ZM128 186H130V187H128ZM131 186H132V189H134L135 187L137 188V189L135 188V190H134V191H136V193L133 194L134 196H136V194H138L137 196H139L140 198L143 197V199H144V197H146L145 200H143V201H141L142 200L141 199L138 202H133V203H139V207L137 208V206H136L137 210L139 209V212L141 210H147L148 211V213H149L148 215L146 214L147 211L145 212V215H147V218H145L146 219L145 221L142 219H139V218H130L127 215L128 208H125V206H129V205H127V203L130 202V198L127 199L126 198L127 196L125 197L126 200H128V202L126 203L125 198L123 199L122 195L125 192H127L128 190H132ZM126 187L129 189L126 190L127 189ZM57 188L54 190L55 192H56ZM74 188L76 189L77 187L75 186ZM74 188H73V191L72 190L67 191L65 189H63V190H65L66 192L61 191V192L66 193V194H67V192L70 193L72 191L73 195L75 196L76 193H74V192H78V190H80L79 191L80 194L76 195L78 198H80V200H76L78 198L75 197L76 199L74 201V199H72V197L71 198L69 197L70 199L73 200L70 202L71 207H72L71 209L74 210L77 217L83 216L85 213H89V214L93 215L94 210L97 208L95 205V202L97 201L96 196L95 195H94V197L89 196V195L85 196L84 195L85 190L83 192V191H81L82 189L78 188V189H76L77 191L76 190L74 191ZM97 188H95V191ZM41 189L45 190V192H46L45 193L42 191L44 194H46L45 195L46 198L43 196L44 199H43L41 191H40ZM59 190H58V193L56 192L57 194H59V192H60ZM108 190H107V193H109ZM35 191H37L38 193L40 192L41 199L43 201L42 200H41L42 202L40 201L42 203V205L40 203L41 206L38 205L39 203H37L38 207H36V204L34 203V206H35V208H34V207H32V204H33L32 203V201H33L32 197L36 196V195L35 196L33 195ZM90 191H88V192H90ZM97 191H99V190H97ZM101 191H100V194H101ZM52 192L53 191H51V194H52ZM81 192H83V194ZM130 193H131V191H129V194ZM132 193H133V190H132ZM57 194H55V195H57ZM86 194H88V193H86ZM113 194H116V193H113ZM37 195L39 196V194H37ZM67 195L69 196V194H67ZM70 195L73 196L72 194H70ZM108 195H110V194H108ZM133 195H130V196H133ZM38 196H36V200H34V201H38L37 200V199H39ZM137 196L135 198H137ZM58 197H60V194ZM58 197L57 198L56 197H54V198L49 197L51 199L48 198V200L52 201V202L50 201V203L54 207H56L58 204L57 203V200L59 199ZM91 197H93V198H91ZM135 198H132L133 200H131V202L136 200ZM33 199H35V198H33ZM61 199H62V197H61ZM93 199L95 200V202ZM92 200H93V202H91ZM45 203H48L47 200ZM45 203L43 206L44 208L41 207L43 210L42 209H40V210H42V212L45 211V213L47 214L49 212V211L47 212V210H50L51 207H53V206L51 205V207H50L49 203H48L49 205H47ZM46 205H47V207H46ZM48 206L50 207V209L48 208ZM32 208H34V209L32 210ZM45 208H46V210H44ZM135 209L133 207L132 210L134 211ZM56 210H57V208H56ZM61 210H62V212H64L63 209H61ZM72 210H71V212H72ZM99 210H101V209H99ZM99 210H97V212H100ZM59 211H60V208H59ZM149 211L154 216L156 215V217H153L152 214L150 217H148L150 215ZM34 212L37 213L38 217H36V218H40L41 215H38V214H40L39 212H41V211H39V212L34 211ZM51 212L49 214H51ZM97 212H96V216H98V217L101 216L100 215L101 212L99 213V215H97ZM139 212H137L136 214H138ZM153 212L154 213L156 212V213L154 214ZM45 213H42V216H44ZM64 213H62V215ZM69 213H70V210H69ZM49 214H47V215H49ZM139 214H141V212ZM56 215H59V214H56ZM42 216H41V218L43 219L44 217H42ZM49 217H52V216L49 215ZM49 217H46V218L48 219ZM55 217L56 216H54V218ZM66 217H67V215H66ZM66 217H65V219H66ZM72 217L75 218V215ZM77 217L75 218V221L77 219H79V217L78 218ZM41 218H40V221H41ZM57 218H55V219H57ZM69 218H67L68 221H70V220L73 221V218H71L70 220H69ZM47 219H43V220L48 222L49 219H53V217L49 218L48 220ZM80 219L82 220V217H80ZM89 219L88 218L86 219L87 222L88 221L90 222ZM91 219H93V218H91ZM97 219L101 220V218H97ZM97 219H95V220H97ZM109 219L112 220L113 223L110 222ZM36 220L39 221V219H36ZM36 220H35L34 224L35 225L38 224L36 226H40V223L42 221L36 222ZM61 220L63 221V218ZM78 221L79 220H77V222ZM102 221H103V219H102ZM66 222H64V223H66ZM82 222L77 223V225L80 224V226H81ZM95 222H97V221H95ZM64 223H63V225H65ZM46 224H41V225L42 226L44 225L47 227V225H49V223L47 225ZM50 224L54 225V223H50ZM71 224L73 225L74 223H71ZM84 224H86V223H83V226H84ZM51 225H49V226H51ZM67 225H68V223H67ZM87 225H89V224L87 223ZM94 225H92V226H94ZM98 225H100V226H98ZM54 226H56V225H54ZM54 226H52V227H54ZM59 226L57 225V227H59ZM74 226L76 227V225H74ZM83 226H81V227H83ZM33 227L35 230H33ZM65 227H63V228H65ZM89 227L90 226H88V228ZM97 227H96V229H97ZM55 229L53 228V230H51V231H57V229L56 230ZM60 229L62 230V228H60ZM60 229H58L59 231H57L58 234H60L59 232H61ZM89 229L92 230V227ZM93 229L95 231L94 227H93ZM39 230H42V228L40 227L38 229V231ZM63 230L61 233L65 236L66 233L64 234ZM65 230L68 231V229H66V228H65ZM72 230L73 229H71V231H68V232L70 233V232H72ZM33 231L35 232V235H34ZM75 231H76V229H75ZM110 231H111V229H110ZM42 233L39 231L38 234L41 235ZM69 233H67V234H69ZM102 233H103V235H102ZM43 234H42V236H43ZM55 234L57 235L56 232H55ZM93 234L91 233L90 236H92ZM114 234H116V236ZM95 235L92 236V238L94 237V241L91 239L92 242H90V246H89V242L87 241V239H85L86 243H88L87 244L88 247L83 246L86 243L82 244V246L84 248L81 246V242L83 241L82 238L84 237V236L81 237L82 234H79L80 237H76V236H78V234L76 236H74L75 239L79 238L78 240L76 239L75 242L73 241L75 245L73 243L70 245H69V243H67L69 245L68 247L73 245L74 247L72 249L74 250V248H75L77 252L78 251L80 252L81 247H82V250H81L82 253L80 255H78L79 253H76V251L74 254L71 253L73 251L70 247L71 251L69 252L67 250L69 253H71L73 255V257L70 259L67 258L69 255H68V252H66V249H69V248L67 246H66L67 248H64V251L67 253L65 255L66 256L68 255V256L66 257L63 253H62V256L64 255L65 258L68 259V264H71V261H72V264H103V262H101L102 259H101V261H99L100 259L98 260L97 257L102 255L104 250L102 251L101 249L102 248L104 249V245H103V247L101 246L102 248L100 247V245H101L100 243H99L100 245L98 244L99 246L97 245V243H96V246H94L95 242H96L95 241V237H96ZM112 235H113V238H112ZM67 236H69V235H67ZM58 237H61V236H58ZM56 238H53V239H56ZM74 238L72 237V239H70V240L72 241V240H74ZM63 239L65 241V240H67V237L65 236V238L63 237L61 239V241H60V239L57 241H60L61 242L60 244H63V243H65V242H63ZM81 239H82V241H81ZM112 239H113V241H112ZM70 240H68V241L70 242ZM55 241L56 240H54V242ZM77 241L80 242V244H79L80 246L78 245V243H76ZM84 241L82 243H84ZM105 241H108V243L107 242L105 243ZM54 242L52 241V243H54ZM91 243H94V245L93 244L91 245ZM59 247L60 246L58 244V248ZM61 247H62V245H61ZM76 247L80 248V250L79 249L77 250ZM91 247L94 248L95 250L92 249ZM97 247L99 249L101 248L100 249V251H101L100 255L98 254L99 251H96ZM109 247H110V245H109ZM88 248H90L91 252L96 251L98 253L97 254L96 253L93 254V252L89 253ZM99 249H97V250H99ZM61 250L63 252V249H61ZM105 250L107 251V249H105ZM121 251H122V253H121ZM55 252H56V254H55ZM109 253L107 251V254H109ZM58 254L60 255V252ZM95 254L97 255V257ZM107 254H106V256L102 255L101 258L107 257ZM115 255H118V256L116 257ZM71 256H69V257H71ZM54 258L58 259V260H54ZM107 258H109V257H107ZM110 258L108 260H110ZM65 260H64V263H61V264H66L65 262H67V261H65ZM69 260H71L70 263H69ZM103 261H104V259H103ZM105 262H104V264H105ZM110 262L111 261H109L108 263H110ZM59 264H60V261H59Z\"/></svg>",
	"mask_w": 264,
	"mask_h": 264
},
{
	"label": "rangeland",
	"instance_id": "374dc122",
	"mask_svg": "<svg viewBox=\"0 0 264 264\" xmlns=\"http://www.w3.org/2000/svg\"><path fill=\"white\" fill-rule=\"evenodd\" d=\"M19 1H20V2H19ZM19 1H18V0H17V1H15V0H13V1H11V0H5V1L3 2V0H0V2H1L2 4H3V3H5V5H7V3L9 4V5H7V6H4V4H3V5L0 4L1 6H4V7H2V8L0 7V11H1L0 14H1L2 16H4V17H1V15H0V23L2 22V24H0V42H1L0 44H1V46H2V44H4V42L7 41V39H8L7 36H8V35H6V34L11 33V32H14V30L16 31V29H17V28H15V26L13 25V22L15 21L14 18H13V19H14L13 22H12V20H11V23H12V24L10 23V19H12V17H9V16H8V15H10V14L8 13V11H11V10H13L14 12L17 11L16 13H17L18 15L20 14L19 16L16 15L15 13H13V14H14V16L16 15V17L19 19V20L17 19L19 22H20L24 17L27 18V19H29V20H27V19L22 20V21H21V24H19V26H22V25H23V24H22L23 22H26V23H27L28 21H32V22H30V23L28 22V24L30 25V27L32 26L31 31H29V28H30V27L28 28V31H24V30L26 29V28H25L26 25H28V24L25 23V25L23 26L25 29H24L23 27H22V28H19L18 30L21 29V30L19 31V33L17 34L18 31H17V32H14V33L17 34V35H20L23 39H25V41H27V42H25V41H23V39H21V40H22V44H23V45H22V44H21V45H22V48H23V49H24L25 47H27V48H26V49H27L26 51H27V52L29 51V53H30V54H28V57H29V58L27 57V59H28V61H30V63L32 64L31 66H33V65H34V66H37V65H38V66H37V68H38V67H39V64H41V63L43 62L41 65H44V63H45L46 65H44V66H45V67L47 66V67H46L47 69H46L44 66L41 67V65H40L39 68H41V70H42L43 68H45V69L47 70L46 72L49 74V75L47 76V78H49V76H51V75H52V76H51L50 78H51L52 80L54 79L53 77H55V76L57 77V78L55 77L56 79H54L53 81H50V80H51L50 78L47 79V80H49V81H47V80H46L47 82L45 81V82H46V83H45L46 85L50 82V84H49L48 87H51V86H52L51 88H48V87L45 85V87H47V90L50 89L49 93L47 92L48 95H49L50 93H51L52 95H53V94H55V95L57 94V92H55L56 89L53 87L54 84H55L54 86H57V89H58V90L62 87V83H61L62 76H61V75L64 74L63 72H64V70L66 69V68H64V67L67 66L68 69H69V68L72 69L73 72H74V70H75L76 68H77V70H78L79 67H80L81 69H82V67H83V68H84L85 70H87V71L89 70L88 72H86V73H87L86 75H85V73H84V72H85L84 69L80 70V71H83V74H84V76H85V79H84L83 81L85 82V80H86V85L83 84V81L81 82V84H80V83H78V84H79V87H80V88L83 87L84 90L80 89V90L78 91V89H79V88L77 87L78 84H75V85H77V86H74V85L72 84V80H70V84H72V85L74 86V90L72 89L73 91H71V92H73V94H70L71 92H70V93L68 92L69 94L66 93V95L68 94V95H70V97H69V96L66 97V96H64L65 94H64V92H63V93H61V95H62L63 97H62V96H60L61 98L58 97V96L60 95V94H58V95H57V99H55V100H59V99H60L59 101H61L62 98H63V100L66 101V102H65V101H62V102H64L63 105H66V106H69V107L71 106L70 108H68V107H66V106H65L66 108H65V107L63 108V106L60 104V103H62V102L57 101V102H58V106H59V108H60V109L63 108L64 111H65V109H66L67 111H65V112L68 113V114L70 115L71 118L69 117L68 114L65 115L63 109H61V110H62L61 112L64 113V118H65V116H67V118H65V120L62 121V119H64V118L59 116V114L61 115V113H59V112H60V109L58 110V107H55V106H57V105H56L57 103L55 104V106H53V109L51 108L52 111H51V109H50L51 112L48 110V109H49L48 106L54 105V104H51V102H52V101L55 102V100H54V99L51 100V99L54 98V97L56 98L55 95H53V96L51 95V97H50V96H47V94H45V98H47V97L49 98V97H50L49 100H48V99H45V101H46L45 104L47 103V101L49 102V101L51 100V102H50L51 105H50V104L47 105V107H46L47 109L45 108V109H46L45 111H41L40 108H38V109L35 110V108H34V107H35V105H34V104H35V103H34L35 101H34V102H33V101L29 102L30 100H32V99H29V98H31V96L27 97L28 99L26 98L25 101H23L25 105L22 104V106H23V105H24V106H23V108H21V110H20V112H22L21 114H23V112L25 113V109H26V108L24 109V107H26V105H29V104H30V105L32 106L31 109H33V110H32V113H31V114L35 115L34 117H33V115H32V117H33V119H34V123H33V125H34V127H35L34 130H36V128H37V132H38V134H37V133H36V134H33V133H34V130H33V133H32V135H33L32 137H34V138L36 139V140H34V139L32 138V141H33L32 145H34V147H35L34 149H32L33 151H35V152H32V153H34V155H35V157H33L34 155L32 156V161H33V162L35 161V162H34L35 165L33 166V171H32V173H34V174L36 173V174L31 176L32 178L34 177V179L31 180V184L33 183V184L31 185V191H34L35 189H36L37 191H39L38 189H39V188H42V187L45 185L46 187H45V186H44V187H45L46 190H47L46 192H48V191L50 190L51 186L53 185L52 188H51V191L54 192V193L52 192V194H51V191H50V193H49V192L46 193L45 190H42V189H44V187H43V188L40 190V191H41V194H42V197H43V196L45 197L46 194H47L46 197L48 196L47 198L45 197L46 199H45V201H43V200L41 199V194H40V192L38 193L37 191H35L33 195H34V196H35V195L38 196L37 194H39V196H38L39 199H37L38 201H34V200H36V196H35V197H32V200H33V201H32V203H33V204H32V207L35 208L34 203L36 204V207H38V205H40V203L43 201V205H42V203H41L42 206H41V205H40V206H41L42 208H44L43 206H44V203L46 202V200H47V202L50 204V207H51V205H52V204L50 203L51 200H48V198H49V197H51V198H52V197H53V198L56 197V198H57V197L59 196V194H60V197H58L59 199L57 200V203H58L59 205L57 204L56 207H54V206L52 205L54 208L51 207V209L53 208L52 210H53L54 212H53V211L50 209V207L48 206V208H49L53 213H52L50 210H47V212L49 211L47 214H49V213L51 212V214H49V215L52 216L53 219H49V218H52V217H49V215H47V214L45 213V211L42 212L43 209H42L41 207H39V208L36 209V210H35L34 208H32V210L34 209V211H37V212L41 211V212H39L40 214H38V215H41V216H42V213H45L44 216H42V217H44L43 219H47L46 217H49V218H48L49 221L47 222V221L43 220V219L41 218V216H40L41 221H42V222H41V221H40V218H36V217H38V216H37V213H35V212L33 211L34 217L36 216L34 219H35V220H36V219H39V221H40L41 223H40V226H36V225H38V224L35 225V224H34L35 220L33 219L32 221H34V222L32 223V226H35L36 229H37V228L39 229V228L41 227L42 230H43V231H42V230H39L41 233H42V232L45 233V232L48 231V232H49V235H52V233H53V234L57 237V238H56L55 236L52 235L53 238H56V239H53V238H52L53 240L51 239V244L53 245V248H54V246H55V244H56L55 248H56L57 250H60V251H57V250L54 248L55 251H57V255H55L54 257L56 258V257L59 256V260L54 258V260H58V261H53V264H59V261H60V264H61V263H64V260L66 259V258H65V256H66L65 254H67L66 252H68V251L70 252L71 249L74 247L73 245L70 246L71 249H70V247H68L70 244H72V243L74 244V242L76 241L77 238L75 239L74 236H76V235L78 234V236H76V237H80L79 234H82L81 237H83V236L85 237V238H84V237L82 238L83 241H84L85 239H87V241L89 242V246H90V242H92L91 239L94 241V237L92 238V236L95 235V234H93V233L95 232L96 235H97V232L99 231V229L102 227V228L100 229V231H99V232H101L102 229L104 228V227H103V226H104L103 224L105 223L104 221H106V220H108V219H107V216H106V217L104 216L105 214L103 213V210H104V209H103V206L98 207L97 204L99 203V205H102L101 202H98V201H100V200H99V196H102V195H104V194H107V196H108L109 199H110V198L113 199V197L116 199V197L119 198V197H118L119 194H122V192L120 193V191H119L120 189H119L118 186L121 185V184H119V182L117 181L118 179L116 180L117 176L115 177V179L113 178V177H114V173H115V171L117 172V171L120 169L119 166H120L121 168L123 167V170H126V167H127V169H129V168L131 167V164H132L133 167H131L129 170L134 169V168H135V167H134L135 165H136V167H138V165H139L140 168H142L141 166H143V168L146 169V170H147L148 168L151 169V168L155 167L156 164H155V163H152V162H153V158L156 159L155 157H159V155H158L159 152H158V151H160V150H158V151L156 152L155 150H157L156 148H159V146H161V148H162V147L165 145V144H160V143H158V142H161V137H162V135H163V134L161 135V132H162V131H165V130H164V126L166 125V124L163 125V126H162V127H163L162 131H161L160 133H158V132L160 131L159 129H161V128H160V124L163 123V122L161 123V121H162L161 119H163V120H164V118H167V119H168V115H167V112L164 113V116H163V113H158V112L156 111V108L154 107V105H153V107H152V105H150L151 108H152V110H151L150 112H153V113H150V112H148V111H147V113H145V114H144V113H139V112H141V110H139L140 108L138 109L137 107H136V110H135V111H134V109H133V110L127 112L126 117L123 116V115H125L124 113H123V115H121V114H122V113H121L120 115H117V116H118L117 118H116V116H115L116 120H118V121H117V122L114 121L115 123H114V122L112 123L113 125H115V124L117 125V127L114 126L115 130H116V128H117V130L115 131L114 128H112V129H111V132H112V130L115 131V132H112L111 135L107 137L108 139L106 138V141H105V137H106L107 135L104 134L103 131H105V129H103V127L105 126L106 123H104V125H103V122L101 123V120H100V121L93 122V126H92V125H90V122H89V121L92 122L93 120H94V121H95V120H99V119H101L102 116H100V118H98V119H97V117H98L99 115H103V113L107 112V111H106V108H105V109H102V110H105V112H103L102 110H99L98 108H100V106H101V108H103L104 105L102 106V104H103L105 98L102 99L103 101L101 100V98H103L102 96H105V95H106L105 97L107 98L108 95H107L105 92L109 93V89H110V87H112L111 85L115 84V83H114L115 81H113L112 83L110 82V81H111V78H112V76H113V73H112L111 71H114V68H112V66L110 65V63L107 62V61H108V60H107V58H108L107 56H108V51H109L108 48H109V47H112V46H111V43H110L111 41H109V42H107V43H103V42H99V41H98V42L101 44V46L104 44L103 47H101L100 44L98 43V45L101 47V49L103 48L102 51H100L101 49L99 50L100 47L97 46V42H91L90 44L87 43L88 41H86V35H84V36H85V37H84V38H85V42H84V43H86V45H88V46L90 45V46H89V47H90V51H88L89 48H88V46H87V49H88L87 51H88V53H86V51H84V52H85L86 57H87V55L89 54V52H92V51H93L92 53L89 54L88 57H90V55L92 54V56H91L90 58H92L94 61H93L92 59L89 60V58H86V57H85V54H84V56L82 55L83 52H82V49H80V47H81V46H80L81 44H80V45H77V46H78V48H79L78 50L81 52V55H82V57H81V55H79L80 52H79L78 50H77L78 53L75 52L74 50H72V49L75 47V46H73V44L71 45V48H72V46H73L72 49L70 48V50H69V49L66 50V48H67V44H66L65 40L67 41L68 39H69V40L72 39V41H74V40H73V33H74L75 30L73 29V26L71 25L72 23L70 22V20H66V22H69L68 24H67L66 22H65L66 24H64V21L62 22V20H60V22L64 24V27H66V29H67V26H68V28H69L71 31H69V29H67V30H66V29H63V27H62L63 25L59 22V20H56V19H60V18H58V15H57V17H56V14H55V15L53 16V18H52V20H53V19H54V20H53V21L51 20V21H50L51 23L48 22L49 24H47V22H46V23H43V22H45V20L43 19L44 15L41 14V17H42V19H43V22L41 21V18H39V20L41 21V23H40L39 21H37L38 18H36L37 16L40 17V14L38 15V14L35 12V11H38V10H36V9H38V7H35L34 4H31V1H30V0H29L30 3L27 2V0H19ZM9 2H10L11 4H10ZM17 2H19V3H18L19 5L17 4ZM21 2L23 3V6H22V3H21ZM26 2H27V5H28V4L30 5L31 9H30L29 6H28V8H27V5L25 4ZM13 3H15L14 6H13ZM32 3H33V2H32ZM24 4H25V6H24ZM11 5H12L13 9H12ZM20 5H21V7H20ZM31 5H34V6H31ZM9 7H10V9H9ZM22 7H24V8H22ZM4 8H5V9L7 8L8 11H7V10H4ZM19 8H21V9H19ZM25 8L28 9V11H27ZM32 8H33V9H32ZM34 8H35V11H34ZM16 9H17V10H16ZM18 9H19V11H18ZM22 9H25V10H22ZM21 10L23 11V14L25 13L24 17H20V16L23 15ZM30 10H31V11H30ZM32 10H33L34 12H33ZM2 11H3V12H2ZM6 11H7V13H6ZM13 11H11L10 13L12 14ZM29 11H30L31 13H30ZM18 12H19V13H18ZM26 12H27V13H26ZM32 12H33V13H32ZM29 13H30V15H29ZM13 14L10 15V16H13ZM34 14H37V15L34 16ZM14 16H13V17H14ZM26 16H29L30 18H29V17H26ZM6 17H7V18H6ZM19 17H20V18H19ZM31 17H32V19H31ZM4 18H5L6 20H5ZM34 18H36V20H35ZM44 18H45V17H44ZM55 18H56V19H55ZM8 19H9V21H8ZM84 19L87 20V22H88V23L86 22L87 25H86L85 21H83ZM89 19H90V18H83L82 21L80 20L81 22H79V20H78L79 28L81 29L82 26H84V24H85V26H84L85 28H86V26H88V25H89L88 28H91V26H92V28H93V25H94L95 29L100 28V26H101L100 24H101V23L98 24L99 22H97V24L99 25V26L97 25V26H98V28H97L96 25H95V24H96V21H95L96 19L94 20V19L92 18V19H90V21H89ZM72 20H73V19H72ZM72 20H71V21H72ZM93 20H94L95 22H94ZM7 21H8V22H7ZM18 21H17V22H18ZM33 21H37L39 24H38L37 22L34 23ZM56 21H57V22H56ZM92 21H93L95 24H93ZM19 22H18V23H19ZM53 22L56 23V26H55V24H54ZM72 22H73V21H72ZM224 22H225V21H224ZM9 23H10V24H9ZM32 23H33V24H32ZM42 23H43V24H42ZM52 23H53V24H52ZM59 23H60V27H59V28H60L61 31L63 32L62 36L64 35V37H63L64 40H63V43H62V44H63V45L65 44L66 46H65V45L63 46V45H62L63 47H61V45H60V49H61V50L59 49L60 51L58 50L59 53H57V52H58L57 50H56V52H54V51H55L54 49H58V48H56V46L53 47V49H50V48H52V46L55 45L56 42L53 41L52 43H50V44H51V45H50L49 42L46 43V42L44 41V39L42 38L41 35H43V33H44V34H45V33H50V32H48V31H49V27H48V26L51 27V25H52L53 28L56 27L55 29H51L52 34L54 33V35H55V34L57 33L56 31L59 29V28L57 27V26L59 25ZM80 23H81V25H82V23H84V24H83L82 26H80ZM225 23H226V22H225ZM225 23H224V24H225ZM14 24H15V23H14ZM34 24L36 25L37 29H36V27L34 26ZM37 24H38V25H37ZM40 24L43 25V26H42V29H41V26H40V28H39V25H40ZM69 24H70L71 27H69ZM91 24H92V25H91ZM8 25H10V27H9ZM12 25H13V26H12ZM15 25H17V24H15ZM29 25H28V26H29ZM45 25H48V26H47V27H44ZM65 25H66V26H65ZM90 25H91V26H90ZM19 26L17 25L16 27H19ZM1 27H3V28H1ZM7 27H8V28H7ZM11 27H12V29H10ZM34 27H35V28H34ZM43 27H44V29H43ZM61 27H62V28H61ZM84 27H83V29H85ZM14 28H15V29H14ZM45 28H47L48 30H45ZM57 28H58V29H57ZM71 28H72V29H71ZM88 28H87V29H88ZM101 28H102V27H101ZM8 29H10L11 32H8V31H9ZM22 29H23V30H22ZM35 29L37 30V32H32V30H33V31H36ZM39 29L42 30V31H41L42 34L39 32L41 35L38 34V36H36L37 38L33 37V36H35V35L38 33V30H39ZM93 29H94V28H93ZM105 29H106V28H105ZM26 30H27V29H26ZM40 30H39V31H40ZM54 30H55V31H54ZM63 30L67 31V33H65V31H63ZM22 31H24V32H23V33H24L23 36L21 35V34H23ZM44 31H45V32H44ZM68 31H69V33H68ZM20 32H21V33H20ZM29 32H30V33H29ZM71 32H72V33H71ZM28 33H29V34H28ZM82 33H83V32H82ZM25 34H27V35H25ZM68 34H70V36H68ZM1 35H2L3 37H2ZM5 35H6V37H5ZM29 35H30L31 38H32V37H33V38H32V39H31V38H28L27 36H29ZM45 35H46V34H45ZM45 35H43V37H44ZM47 35H48V34H47ZM71 35H72V36H71ZM80 35H82V37H81V39H82V38H83V34L80 33ZM25 36H26V37H25ZM39 36H40V37H39ZM56 36H57V35H56ZM67 36H68V37H67ZM38 37H39V40H38ZM53 37H55V36H51V39H50V40H52ZM2 38H3V39H2ZM6 38H7V39H6ZM67 38H68V39H67ZM29 39L32 41V43H31V41H29ZM34 39H35V43L37 42L36 44L34 43ZM36 39H37V40H36ZM81 39H80V40H81ZM5 40H6V41H5ZM45 40H47V38H46ZM69 40L67 41V43L72 42V41H69ZM40 41L43 42V43H41ZM2 42H3V43H2ZM28 42H29V45L27 44ZM224 42L226 43L225 40H224ZM30 43H31V47H32V48H30ZM33 43L35 44V45H34L35 48L33 47ZM44 43H46V44H44ZM74 43H75V41H74ZM95 43H96V45H95ZM26 44H27L28 46H26ZM42 44H43V45H42ZM47 44H48V45H47ZM70 44H71V43H70ZM91 44H93V45H95V46H92V47H91ZM107 44H108V45H107ZM227 44H228V43H227ZM39 45H40V46L42 45V47H40ZM74 45H75V44H74ZM84 45H85V44H84ZM106 45L108 46V48L105 47ZM109 45H110V46H109ZM1 46H0V48H1ZM23 46H24V47H23ZM37 46H38V48H37ZM49 46H51V47H49ZM68 46H69V44H68ZM79 46H80V47H79ZM82 46H83V44H82ZM45 47H46L47 49H45ZM93 47H95V48H93ZM104 47H105V49L107 48L108 51H107V50H104ZM28 48H30V49H28ZM42 48H43V50H42ZM48 48L51 50V51H49V52H50L49 54H51V52H52V53H55V55H54V54H53V55L51 54L53 57H51L49 54H48L49 56L47 55L48 51H47V53L45 52L46 50H49ZM62 48L65 49V51H64ZM68 48H69V47H68ZM82 48H83V47H82ZM92 48H93V49H92ZM96 48H97V49H96ZM36 49H37V50L39 49V50L36 51ZM84 49L86 50L85 46H84ZM84 49H83V50H84ZM95 49L98 50L99 52H98V51H95ZM110 49H112V48H110ZM32 50H33V51L35 50V51L33 52ZM53 50H54V51H53ZM30 51H31V52H30ZM61 51H63V53L66 52V54L64 53L63 56H62V54H60V53H62ZM69 51H70V52H69ZM71 51H72V52H71ZM94 51H95V52H94ZM105 51H106V52H105ZM37 52H38V53H39V52H40V53L45 52V54H44V53H43V54H38ZM67 52H68V53H67ZM73 52H74V53H73ZM96 52H97V54H96ZM33 53H34L35 55H37V56H35ZM69 53H73V54H71V56L73 55L71 58L69 57V56H70ZM101 53H102V54H101ZM106 53H107V54H106ZM31 54H33V55L31 56ZM58 54L61 55V56H60V60H58L60 66L58 65V61H56V60H55L54 63L51 62V61H52L51 58H55V59H56V57H57V59H59V57H58L59 55H58ZM75 54H76V58H75ZM100 54H101V55H100ZM39 55H40V58H39ZM43 55H44V56H43ZM56 55H58V56H56ZM67 55H68V56H67ZM94 55H95V58L93 57ZM97 55H98V56H97ZM106 55H107V56H106ZM45 56H46V57H45ZM65 56L68 58V60L70 61V63H71V61H73V62H72L73 64H74L75 60H76L77 57H78V59L76 60V62H80V60H82V61L80 62V64H82V65L79 66V65H77L78 63H76V64H74L76 68H74V67H73L74 65L70 64L69 61H68L69 64H68L67 62H65L64 64H62V62H64V61H63L64 58H66ZM31 57H32V59H31ZM33 57H34V58H33ZM37 57H38V60H37ZM49 57H50V59H49ZM63 57H64V58H63ZM80 57H81V58H80ZM83 57H85V60L82 59ZM96 57H97V58L99 57V58L97 59ZM42 58H43V60H42ZM67 58H66V59H67ZM69 58H70L71 60H70ZM73 58H74L75 60H74ZM79 58H80V59H79ZM33 59H35V60H33ZM66 59H65V61H66ZM87 59H88V61H90V62H88V63L91 65V67H88L89 65L86 64V60H87ZM50 60H51V61H50ZM61 60H62V62H61ZM91 60H92V61H91ZM95 60H96V61H95ZM106 60H107V61H106ZM35 61H38V62H37V65H35V64H36ZM53 61H54V60H53ZM39 62H40V63H39ZM84 62H85V63H84ZM55 63H56V65H53V64H55ZM66 63H67L68 65H65ZM94 63H95V65H94ZM108 63H109V64H108ZM47 64H48V65H47ZM84 64L87 65V66H84ZM92 64H93L94 66H93ZM96 64H97V65H96ZM107 64H108V65H107ZM71 65H72V66H71ZM31 66H30V67H31ZM34 66H33V67H34ZM48 66H49V67H48ZM55 66H56V67H55ZM69 66H71V67H69ZM78 66H79V67H78ZM106 66H109V67H106ZM53 67H54V68H53ZM72 67H73V68H72ZM50 68H51V69H50ZM52 68H53V69H52ZM62 68H64V70H63ZM86 68H87V69H86ZM90 68H91L92 71H94V72H91V71H90V70H91ZM109 68H110V69H109ZM45 69H43V70L45 71ZM57 69H58V70H57ZM68 69H67V70H68ZM94 69H95L96 71L98 70V72L96 73V71H95ZM48 70L50 71V73H51V70H52V72L55 71V73H51V75H50V73H49ZM61 70H62L63 72H62ZM67 70H65V73H66ZM72 70H71V71H72ZM68 71H70V70H68ZM68 71H67V72H68ZM78 71H79V70H78ZM61 72H62V73H61ZM99 72L102 73V75H105V76H104V77H101V78L98 77L99 75H101V74H98ZM107 72H108V75H110V74H109V72H110L112 76L107 77V75H106ZM69 73H71V72H68V74H69ZM91 73H92V74H91ZM60 74H61V75H60ZM89 74H90V75H94V76L96 75L97 79H96V78L94 79V78H93L94 76H93V77L90 76V78H89V76L87 77V75H89ZM58 75H59L61 78H60ZM58 77H59V78H58ZM63 77H65V76L63 75ZM106 77H107L108 79L110 78V79H109L110 81L107 80ZM86 78H88L89 80H87ZM92 78H93L94 80H96V81H98V78H99V84H98V82H97L96 84H94L96 81H93ZM102 78H103V79L105 78V79L103 80ZM64 79H65V78H64ZM64 79H63V80H64ZM90 79H92V80H90ZM101 80H102V81H101ZM55 81H56V83H55ZM88 81L90 82V84L92 83V81H93L94 83L91 84V86L89 87V86H88V85H89V82H88ZM107 81H108V83H109L110 86L106 85V84H108V83H106ZM51 82H52V83L54 82V84H52ZM117 82H118V81H116V84H117ZM102 83H104V84H102ZM119 83L121 84L122 82L119 81ZM119 83L117 84V86L120 85ZM147 83H148L147 85L151 84V85H150L151 88L153 87V89L151 90V89H149L150 86H149V87L146 86V87H148V89H149L150 91H152L150 97H153L152 95L155 96V95H156V92H158L159 89H163V88L160 86V84L158 85V84H155V83H154V85H153V82H147ZM51 84H52V85H51ZM100 84L103 85V86H101ZM116 84H115V86H116ZM50 85H51V86H50ZM72 85H71V86H72ZM83 85H84V86H83ZM93 85H94V86H93ZM98 85H100V86H98ZM105 85H106V87H105ZM152 85H153V86H152ZM86 86L89 88V90H88V88L85 89ZM96 86H97V88H96ZM120 86H121V87H122V86H123V87H127V84L124 83V85H123V83H122ZM120 86H119V87H120ZM133 86H134L135 88H134ZM133 86L131 85V87L134 88L135 91L138 90L136 94H138V93L140 92V93H139V97H140L139 99H144L143 96L140 95V94H141V90H139L140 88H138V87H140V86H139V85H133ZM157 86H158V88H159V86H160L161 88L158 89V88H156ZM162 86H163L164 88H165V86L167 87V85H165V84L162 85ZM75 87H76V88H75ZM91 87H92V88H96V89H94L95 92H98V90L100 91L101 88H102V90H101L102 92L100 91V92L98 93V94L101 93V94H100L101 96H100V95H97V93L94 94V95H96L95 97H99L98 100H100V102H102L101 105H99V101H98L95 97L93 98L92 94H93L94 91L92 92V90H90ZM98 87H99V88H98ZM52 88L55 89V90H54L55 93L52 92ZM106 88H107V90H106ZM45 89H46V88H45ZM103 89H104V90H103ZM134 89H132V92H133V93H135V91H133ZM154 89H156V90L158 89V91H156V90H154ZM58 90H57V91H58ZM75 90H77V91H75ZM81 90H82V91H81ZM85 90H86V91H85ZM96 90H97V91H96ZM153 90L155 91V94H154V91H153ZM74 91H75V92H74ZM89 91H90L92 94H88V93H90ZM103 91H104V93H105L104 95H103ZM125 91H126V89H125ZM160 91L163 92V90H160ZM160 91H159V93H160ZM76 92H77V94H76ZM79 92H80V93H79ZM83 92H85V93L88 92V93H86V95H85L86 98H85V96H84V98H83L84 100L87 99V97H89V95H90V97H92V99H91V98H88V99H90V102H91V101L94 102L95 99H96L95 102L98 101V104H97V105L95 104V105H96V106H95L94 104L90 103L89 101L87 102V101L85 100V101L88 103V105H89V103H90L91 105H94V107H97V106L99 105L98 108H97V110H96V108H94V107L91 106V105L88 106V105L86 104V102L82 100L81 97H83V95H84ZM95 92H94V93H95ZM82 93H83V95H82ZM133 93L131 94L132 96H130L131 98H135V94H133ZM63 94H64V95H63ZM78 94H81V95H80L81 97H80V96H77ZM71 95H72V96L74 95L73 99H71V98H72ZM133 95H134V96H133ZM75 96L77 97L76 100H77L78 102L74 100ZM137 96H138V95H137ZM64 97H65V98H64ZM68 97L71 99V100L69 99L70 102L72 101V103H69V100H68L69 105H67V98H68ZM78 97H80L81 100H78V99H79ZM154 98H155V97H154ZM154 98H151L150 100L153 99V101H154L155 99H157V98H155V99H154ZM88 99H87V100H88ZM93 99H94V100H93ZM135 99H136V98H135ZM139 99H138V97H137L136 100H138V102H139ZM27 101H28L29 104L27 103ZM73 101H75V102H76V105H77V108H75V109H74V106H76V105H75V103H74V105H73ZM80 101H82V102H80ZM26 103H27V104H26ZM80 103H81V104H80ZM83 103H84V107L82 106ZM152 103H154V102H152ZM32 104H33L34 106H33ZM45 104H43V105L41 106V107H43V110H44V105H45ZM47 104H48V103H47ZM59 104H60V105H59ZM70 104H71V105H70ZM85 104H86V106H85ZM72 105H73V107H72ZM79 105H80L81 108H84V109H80V107H78ZM22 106H21V107H22ZM45 106H46V105H45ZM90 106H91V107H90ZM54 107L57 108V109L55 110ZM89 107L92 108V109H94L95 112L98 111V110H99V111L97 112V113H98V114H97V117H95L96 115H94V114H96V113H94V112L92 111V114H91L92 116L90 117V120L88 121L89 116H90L89 113H91V110H89V109H90ZM104 107H105V106H104ZM78 108H79V109H78ZM85 108H86V109H85ZM88 108H89V109H88ZM101 108H100V109H101ZM153 108H154V109H153ZM22 109H23V110H22ZM68 109H69V110H68ZM72 109H74V111H73ZM34 110H35V111H34ZM54 110L57 111V112L59 113L58 115H57V112L55 113V114H56L57 116H59V117H57L56 115H54V113H53V115H54L55 117L52 116V112H53ZM77 110H78V111H77ZM79 110H80V111H79ZM81 110H82V112H81ZM137 110H138V111H137ZM154 110H155L156 112H154ZM38 111H39V112H38ZM40 111H41L42 113H41ZM47 111H48V113H47ZM69 111H70V112H69ZM84 111H85V113L83 114V116H84V117H83V116H81L82 114L80 115L79 113H83ZM86 111H88V112L90 111V112H89L88 114H86V113H87ZM100 111H101V112H100ZM73 112H74V113H75V112H78L79 115H78L77 113L74 114ZM130 112H131V114H130L131 116L128 115ZM34 113H35V114H34ZM36 113H37V114H36ZM40 113H41L42 115H41ZM43 113H44L45 115H44ZM46 113L49 114V115H50V113H51V115H50L51 117H49V115L46 116ZM63 113H62V115H63ZM72 113H73V114H72ZM100 113H102V114H100ZM132 113H135V114H132ZM149 113H150L151 115H149ZM155 113H158L160 117L157 116V114H155ZM39 114H40V115H39ZM136 114H137L138 116H137ZM139 114H143V115H142L143 117H142L141 115H139ZM146 114H147V116H148V117L146 116V118H147V120L149 121V123L146 122V121H147L146 118H145V115H146ZM71 115H72V116H71ZM73 115H74V116H73ZM75 115H76V116H75ZM93 115H94V117H95L96 119H95V118H92ZM104 115H105V116H104ZM104 115H103V117H105V118L102 117L103 119L108 118V114H107V113H105ZM106 115H107V116H106ZM133 115H134V116H133ZM135 115L137 116L138 119L140 118L142 121L140 122L138 119H136V116H135ZM165 115H166V116H165ZM23 116H25V114H24ZM39 116H40V117H39ZM41 116H43V117H41ZM79 116H80V117H79ZM87 116H88V118H86ZM140 116H141L144 120H143ZM155 116H156V120H155ZM45 117H46V118H45ZM78 117H79V118H78ZM122 117H123V118H122ZM124 117H125V118H124ZM132 117H133V118H132ZM163 117H164V118H163ZM37 118H38V119L40 118V119L37 121ZM43 118H44V120H42ZM47 118H48V119H47ZM50 118H52L53 120L50 119ZM59 118H60L61 120H60ZM69 118H70V119H69ZM75 118H76V119H79V120L77 121ZM80 118H81V120H80ZM119 118H121V119H119ZM126 118H127V120H126ZM128 118H130V119L128 120ZM131 118H132L133 120H131ZM134 118H135L136 121L134 120ZM150 118H151V119H150ZM45 119H47V120H45ZM58 119H59V121H58ZM66 119H67V120L69 119V120L67 121ZM72 119H74V121L76 120V121H75V124H74V122H73ZM82 119H83V121H82ZM86 119H87V120H86ZM92 119H93V120H92ZM109 119H110V118H109ZM149 119L152 121V124H153L154 127H156V125H159V128H157V129L155 128V129H154V130H158V131H156V132L158 133L157 135H155L156 133H154V134H152V132L149 133L150 136L152 135V136H151L152 138L150 137L151 139H149V140H151V141H150V142H151V143H150V144H151V145H150L151 149H154V152H153V150H152L153 153L150 152L151 149L148 147V145H149V143H148V142H149V140H148L149 137H148V136H149V135H148V136L145 135L146 133L142 134L144 126H145L144 130L147 131V133L150 132V131H154V130L151 128V125H150V124H151V121H150ZM159 119H160V120H159ZM35 120H36V121H35ZM40 120H42L46 125H44V123L42 124ZM54 120H55V121L57 120V121L55 122ZM70 120H72V122H71ZM85 120H86V121H85ZM119 120H120V125H119ZM122 120H123V121H127V122L129 121V122H128L129 125L127 124V122H126V124H125L124 122H121ZM47 121H48V122H47ZM65 121H66V122H65ZM79 121H81V122H79ZM84 121H85V125L88 126V127H86V128L89 129V130L87 129V131H86L87 133H86L85 130H84V129H85ZM87 121H88L89 124H86ZM134 121H135V124L137 123V125L134 124ZM155 121H157V122H155ZM158 121H160L159 124H158ZM46 122H47V123H46ZM51 122H52V123L55 122L56 124H58L59 122H61V123L63 124V125H61V126H62V127L64 126L63 128L66 129L68 132H67V131H64L63 128H60L61 126H55V125L52 124ZM57 122H58V123H57ZM67 122H69V123H67ZM76 122H78V124H77ZM98 122H100V123H98ZM139 122L141 123V124H140L141 126L138 124ZM144 122H145V123H144ZM48 123H49V124L51 123V124L48 125ZM61 123H60V124H61ZM70 123H71V124H70ZM123 123H124V124H123ZM130 123H132V124L130 125ZM142 123H143V124H142ZM146 123H147V125H149V127H147ZM154 123H156V124H154ZM36 124H37V125H36ZM38 124H39V125L41 124L42 127H41V126L39 127ZM60 124H59V125H60ZM65 124H67V125H65ZM69 124H70V125H69ZM80 124H82V126H80ZM100 124H101V125H100ZM144 124H145V125H144ZM163 124H164V123H163ZM35 125H36L37 127H36ZM47 125H48V127H47ZM71 125H72V126L75 125L74 127L76 128V130H77V128H78L77 131H79L80 128L84 127V128H82L84 134H83L81 131H80V133H81L82 135H84V136H85V134H89L90 137H91L92 139H93V138H96V139L100 140V139L98 138L99 135H100V138L103 137V140H102V141H103V142H104V141L106 142L105 144H106V146H108V148L105 146L104 143H101V141H98V140H97L96 142H94L96 139H94V140H90V139H88V138H90V137H88L89 135L86 136V137H84V136L82 137V135H79V132L76 133V130H75L74 128H72V127H71V129H74L75 131H72L71 129H70V130L67 129V127L70 128ZM78 125H79L80 128L78 127ZM89 125H90V126H89ZM94 125H95V127H94ZM113 125H112V127H113ZM127 125H128L129 128L127 127ZM133 125H134V128H133ZM138 125H139V126H138ZM52 126H53V129H52ZM76 126H77V127H76ZM96 126H100L99 128H100L101 130H99V128L96 127ZM120 126L123 127V128H121V130H122L124 133H123V132L121 133L120 131H118V130H120ZM130 126H132V127H130ZM136 126H137L138 128L140 127V132H141V133L139 132V129H137ZM153 126H152V127H153ZM92 127H93V128H92ZM106 127H107V125L105 126V128H106ZM124 127H125V128H124ZM126 127H127V128H126ZM141 127H142V130H141ZM154 127H153V128H154ZM157 127H158V126H157ZM38 128H41V129H38ZM42 128H43V129H42ZM44 128H45V129H44ZM46 128H47L48 130H47ZM55 128H58V129L56 130ZM90 128H91V129H90ZM95 128H96V129H95ZM150 128H151V129H150ZM165 128H166V130H167V129H168V126H167V127L165 126ZM54 129H55V130H54ZM60 129L63 130L64 132L61 131ZM93 129H95V130L98 132L99 135H98L97 132L94 131ZM102 129H103V131H102ZM106 129H107V128H106ZM109 129H110V128H109ZM130 129H133V130H131V132H129ZM135 129H137V130H135ZM147 129H149V130H147ZM40 130H41V131H40ZM49 130H50V131H49ZM58 130H59V132H60V131L63 132V133L60 132V133H61L60 135L62 136V138H60L61 136H58V135H57ZM90 130H92L91 133H89ZM107 130H108V129H107ZM126 130H127V131H126ZM51 131H52L53 133H50ZM100 131H101V132H100ZM108 131H109V132H108V134H109V133H110V130H108ZM136 131H137V132H136ZM167 131H168V130H167ZM35 132H36V131H35ZM40 132H41V133H40ZM54 132H56V133H54ZM59 132H58V134H59ZM92 132H93V133L96 132V133L92 135ZM99 132H100L101 134H100ZM117 132H120V134H122V135L125 134V135H123V138H122V135L118 134ZM127 132H128V133H127ZM49 133H50V134H49ZM65 133H67L68 136H69V135H70V136H69V137L66 136ZM70 133H71V134H70ZM72 133H73L74 136H75V137H74V138H75L74 140H73V137L71 136ZM113 133H114V137L117 139V141H116V139L113 137V135H112ZM162 133H164V132H162ZM167 133H168V132H167ZM43 134H44V135H43ZM51 134H52V136H51ZM62 134L65 135L66 137L63 136ZM96 134H97V135H96ZM132 134L135 135V136H131ZM137 134H138V136H137ZM140 134H141V135H140ZM176 134H177V131H176ZM53 135H54V136H53ZM55 135H56V137L59 138V140H58V138H55V141H54V137H55ZM94 135H96L97 137L94 136ZM101 135H102V136H101ZM103 135H104V136H103ZM105 135H106V136H105ZM115 135H117V137H116ZM118 135H119V136H118ZM127 135H128V136H127ZM159 135H160V136H159ZM164 135H165V136H164ZM164 135H163V136H164L163 139L166 138V143H167L166 145L168 146L169 143L167 142V140H168V138L166 137L167 135H166L165 133H164ZM168 135H169V134H168ZM77 136H78L79 138H82V139L84 138V139H83L84 142H82V144L84 143V145H86V144L88 143L87 146H86V148L84 147V145H81L80 142L82 141V139H79ZM92 136H93V137H92ZM120 136H121V137H120ZM125 136H126V137H125ZM140 136H142V137H140ZM145 136H146V137H145ZM158 136H159V138H158ZM48 137H49V138H48ZM51 137H52V139H50ZM87 137H88V138H87ZM111 137H113V138L111 139ZM124 137H125V139H124ZM127 137H128V138H129V137H131V138L134 137V138H132L133 141H134L137 137H138L139 139H137V143L135 142L136 140L134 141V143H135V145H134V144H133V141H132V140L130 141L131 138L128 140ZM154 137H155V139L157 138L156 141L158 140V142H156V144H158V145L160 144L159 146H158V145H154V144L152 143V141L154 140V139H153ZM69 138H70V139L72 138V139H71V142L74 143L73 145H72V143L69 141V140H70ZM76 138H77V139H76ZM119 138H120V140H119ZM126 138H127V139H126ZM143 138H145V139L147 138V139L145 140V141H147V143H146L145 145H143L144 147L140 144L142 141H144ZM42 139H43V140H42ZM46 139H47V140H46ZM48 139H50L51 141H49ZM56 139H57V140H56ZM61 139H62V140H61ZM65 139H66V143H65L66 145H65L64 142H63V141H65ZM86 139H87V140H86ZM123 139H124V141H123ZM141 139H143V140H141ZM163 139H162L163 142H161V143H164L165 139H164V140H163ZM60 140H61V141H60ZM76 140H78V142H79L80 144H78V142H77ZM88 140H89V141H88ZM107 140H109L110 142L107 141ZM111 140H112V141H111ZM114 140L117 142V146H118V147L115 145L116 143L114 142ZM121 140H122V141H121ZM125 140H126V141L128 140L129 142H125ZM139 140H140V141H139ZM4 141H5V140H4ZM36 141H37V142H36ZM40 141H41V142H40ZM43 141H44V142H43ZM47 141H48L49 143H48ZM58 141H59L60 146H61V147L63 146L62 149H60V147H59L58 149L56 148L55 145H58V146H59ZM68 141H69V142H68ZM85 141H86V142H85ZM118 141H119V143H118ZM138 141H139V143H138ZM145 141L142 142V144H144ZM35 142H36V143H35ZM45 142H46V143H45ZM52 142H54V143H52ZM55 142H57V144H55ZM62 142H63V144H62ZM90 142H93V143H92L93 145H92ZM98 142L100 143V145L102 144L101 147H99V143H98ZM108 142H109L110 144H111V142H114L115 144L113 143V144H112V147H110V144H109ZM121 142H122V143H121ZM131 142H132V143H131ZM38 143H39V144H38ZM50 143H52V146H54L53 148L50 147V146H51ZM68 143H69V144H68ZM127 143L130 145V147L127 145ZM130 143H131V144H130ZM154 143H155V142H154ZM0 144H1V143H0ZM35 144H36V145H35ZM44 144H45V145H44ZM75 144H76V145H80V146H81V149H80V146H75ZM89 144H90V145H89ZM94 144H95V145L98 144V145H96V147H98V149H97V148H95L94 150L92 149V147L94 146ZM103 144H104V145H103ZM107 144H109V145H107ZM118 144H119V145L121 144V145L124 146L125 148L122 147V146L119 147ZM132 144H133V145H132ZM147 144H148V145H147ZM152 144H153V145H152ZM38 145H39V146H38ZM48 145H49V147H48ZM68 145H70V146H68ZM71 145L74 146V147H72ZM137 145H138V146H137ZM139 145L141 146V148H140ZM166 145H165V146H166ZM0 146H1V145H0ZM66 146H67V147H66ZM88 146L91 147V150H93V152L96 150V151H95V154H92V151L89 149ZM102 146H104V147H102ZM114 146L117 147L119 150L116 148V150H118V151H115V150H114V152H112L113 154H111V150L113 149ZM126 146L128 147V150L131 152V154H129V151L126 152V150H127V149H126V148H127ZM132 146H134L135 148H133ZM136 146H137V147H136ZM152 146H154V147H152ZM156 146H157V147H156ZM167 146H166V147H167ZM176 146H177V145L174 146V144L172 143V144L169 145L167 148L165 147L164 150L161 149L162 151H160V152L163 153V151H165V150L167 151V149H168V153H167L166 151L164 152V153H166V154L168 155V156H166V157L169 158V157L171 156L170 158L172 159V161H173V160H175V161H177V160L180 161L178 158L182 159V155H180L179 157H178L177 155H176L177 157H175V155H173V154H178L177 152H179V151H177V150L181 149V147H179V149H177L178 146H177V148H175ZM4 147H5V146H3L2 148L0 147V150H1L0 158L3 159V160H5V162H7V160H8V163L6 164L4 161H1V159H0L1 163H2V162L4 163V164H3L4 166L2 165L3 168L0 169V175H1L3 172L5 173V168H6V167L8 166V164H9V159H8L9 157H8V154H7V156H3V155H2V153H3L4 151L7 153V151L4 150V149H6V148H4ZM42 147H44V148H46V149L49 148V150L47 151L46 149H44V148H42ZM65 147H66V148H65ZM76 147H79V149H78V150H75ZM82 147L84 148V150L86 149V151H85V155H82V156L80 157V155H78V154H80V153H81V154H84V153H83L84 150H82ZM87 147H88V148H87ZM94 147H95V146H94ZM94 147H93V148H94ZM131 147H132V149H131ZM147 147H148L149 150L146 149ZM32 148H33V147H32ZM36 148H37V150H36ZM39 148H40V149H39ZM54 148H55V149H54ZM63 148H65V149H63ZM99 148H100V149H99ZM101 148H104V150H105V148H106V151L103 152V151H102L103 149L101 150ZM109 148H110V149H109ZM122 148H124L125 151H123ZM137 148H138V149H137ZM143 148H144V149H143ZM2 149L4 150L3 152H2ZM42 149H43V150H42ZM51 149H52V150H51ZM66 149H67V150H66ZM72 149H73V150H72ZM108 149L110 150V152H109ZM114 149H115V148H114ZM136 149H137V150H136ZM139 149H141V150L139 151ZM145 149H146V150H145ZM176 149H177V150H176ZM40 150H41V151H40ZM54 150H57V152H59V156H56L55 159H56L57 161H60V163H61V161H63V160H65V164H66L67 161H69V163H70V160L72 161L71 158H74V156H76V157L73 159V160L75 161V164L72 163L73 161L71 162V163L73 164V166H72L71 168H73V169L75 168V166H76V164H77L76 162L79 161V160H78V161H76V160L79 159V158H83V161H84L83 164H82V160H80L81 163H80V161H79L80 164H77L76 167H78V168H75V172H76V170L78 171L79 168H80L79 173H80L81 170H85V171L82 172V173H84V174L88 173V178L86 177L87 174H86V176H85L84 174H80V175H79L78 173H74V171H70L71 168L69 169V167H70L71 163H70L69 167H67L68 164H69L68 162H67L68 164L66 165V167H64V165H62V164L64 163V161H63L62 164H60L61 167L63 166V167H62V169H63L62 171H61V169H59L60 171L57 170L58 167H59V163H58L55 159H54L55 161H53V159H52L53 157H55V155H57V154H56L57 152H55ZM63 150H65V151H63ZM70 150H72V151H70ZM74 150H75L76 153H74ZM79 150H82V151H81V152H77V151H79ZM89 150H90V152H89ZM107 150H108L109 153H107ZM121 150H122L123 152H126L127 154H125V153L123 154V153H122L123 156H122V155H119L118 153L121 152ZM132 150H134V151H132ZM135 150H136V154H135V153L133 154V152H135ZM147 150H148L149 152H147ZM181 150H182V149H181ZM38 151H39L40 153H41V152L43 153V154L41 153L42 156H40V153H39ZM49 151H50V152H49ZM53 151H54L55 153H54ZM67 151H68V153H67ZM99 151H100V152H99ZM101 151H102L104 154H103ZM45 152H47V154H46ZM60 152H61V153H60ZM62 152H64L65 154L62 153ZM69 152H70L71 154L74 153V155L72 154L73 156H72V155L70 156V153H69ZM115 152H116V153H115ZM140 152H141V153H140ZM143 152H144V153L147 152V155L144 154V155H146V156H144V155H143ZM174 152H176V153H174ZM35 153H37V154H35ZM48 153H50L51 155H48ZM77 153H78V154H77ZM96 153H97V154H96ZM99 153H100V154H99ZM101 153H102V154H101ZM105 153L108 154V155L106 154L107 156H109L110 154H111V155H110L109 157H107V156H105ZM155 153H157V154H155ZM172 153H173V154H172ZM3 154H5V153H3ZM45 154H46L48 157H47V156L44 157ZM53 154H55V155H53ZM62 154H63V155H62ZM75 154H77L79 157H78L77 155H75ZM87 154L89 155V157H88ZM90 154H92V155H90ZM98 154L100 155V158H99V155H98ZM116 154H117V156H116ZM166 154H165V155H166ZM179 154H182V153L179 152ZM5 155H6V154H5ZM43 155H44V156H43ZM61 155H62V156H61ZM93 155H95V157H94ZM97 155H98V156H97ZM101 155H104V156H105L106 158H108V159H109V158L111 159V156L113 155L112 158H113L114 160H115L114 157H117V158H118V157L120 156V157H119L120 159H119V158H118V159L116 158V161H114V160L111 159V160H110L111 162L114 161V162H112V164H111V162L109 163L108 159H107V161H106V159H105L104 156H103L104 158L101 159ZM114 155H115V156H114ZM129 155H131V156H129ZM132 155H134V158L137 157V156H138L137 158L140 157V158H139L140 160L136 158L137 160H139V161H138L139 164H138V162H136V164H134L135 161H137V160H132V159H133V156H132ZM136 155H137V156H136ZM139 155H142L143 157H142V156H139ZM154 155H155V157H152V156H154ZM157 155H158V156H157ZM172 155H173V158H174V159L172 158ZM38 156H39L40 158H39ZM52 156H53V157H52ZM65 156H67V157H65ZM83 156H84V157H83ZM96 156H97L100 160H104V161H106L105 164H107V166L103 165V164H104V161H103V164H101V163L98 164L99 161L96 162L97 159H98ZM121 156H122V158H121ZM127 156H128V157H127ZM150 156H151V157H150ZM7 157H8V158H7ZM37 157H38V159H37ZM41 157H42V158H41ZM49 157H50V159H49ZM60 157L63 158V159H61ZM69 157H71V158H69ZM77 157H78V158H77ZM91 157H93V158H91ZM123 157H127V158H123ZM147 157H148V158H147ZM162 157H164V156H162ZM58 158H59L60 160H58ZM66 158H68V159H66ZM85 158H88L87 161L85 160ZM89 158H90V159H89ZM95 158H97V159L95 160ZM128 158H129V159L131 158V159L128 160ZM151 158H152V159H151ZM164 158H165V157H164ZM164 158L161 159V157H160V159H161V160L159 159L160 162L163 161L162 163H165L166 161L163 160ZM176 158H177V160H176ZM42 159H43V160H42ZM46 159H47V162H48V161L50 162V163L48 162V164H50L49 166L47 165L48 168H45V165L47 164ZM51 159H52L53 163H54V162L58 163V167L55 166V165H57L56 163L53 164V165L55 166V169L57 168V169H56L57 171H59V172H61V173H62V172L66 173L65 171H67V174H70L71 176H72V174H74V176H72V177H74V178H72V177L69 175V176L73 179V182H75L74 179L77 180V179L79 178V176L81 177V176L83 175V177H84L83 180H84V182L87 183V182H89L91 179H93V177L91 176L93 173H95V176H96L95 180H96V179L99 180V178L102 176L101 174H103V173L106 174V172H105L106 170H104V169H105L104 167H108V169L106 168L107 170H109V169H110V170H113L114 167H115V169H114L115 171H111V172H113V176L110 175V173H111L110 171H107V173L110 172L109 174H106V175L104 174V175H105V177H107L106 180H108V183L112 180L110 183H112L113 185H115V186L117 187L116 190L119 192V194H118V192H115L116 190H114V189H113V192H109V190L107 189L109 193H107V190H105L104 192H106V193H103V194H102L103 190L107 188V187L105 188V186L108 185L109 187H111V186H110L111 184H107L106 181H105L104 184H107V185H104V184H103L102 187L104 186V188H103V190H102V188L98 189V188L96 187L95 184H92V182L95 181V180H91V181H90L91 186H90L88 183L86 184V183H84V182H83L82 184H84L85 186L82 185L81 183L78 182L79 179L76 181L78 184L75 183V185H73V184H71L72 182H71V183L69 182V181H72V179L69 180L70 178H69V176H68L67 174L64 175V173H63V176H65V178H67L66 176H68V179H65V178H63V177L60 178L62 174L59 173V172H58L59 174L55 177V178H56V179H55L53 176L56 175L57 171H56L55 169L52 170L53 167L51 166V163H52V162H51ZM99 159H98V160H99ZM122 159H123V160H122ZM124 159H125V162H124ZM126 159H127L128 162H126ZM142 159L144 160V162H141V163L144 164V163L146 162V163H148V165H147V164H145V165L140 164V161H142ZM149 159H151L150 162H148ZM165 159L168 160V162H166L165 164H161L160 162H159V163L157 162V165H159V164H160L159 166L163 165V166H161V167L163 168V167L167 164L165 167H166V169H168V171L171 170V169H175V170L177 169V168H174V167H177V166H178V164H176L175 161H174V162H175V163H174V162H170L171 159H170V161H169V159H167V158H165ZM66 160H67V161H66ZM88 160H89V161H88ZM91 160L95 162V163L93 164L94 166H95V164H97V165H96V168H95V167L93 168V165H92V166L90 165V164L93 163ZM121 160H122V161H121ZM131 160H132L133 163L131 162ZM145 160H146V161H145ZM157 160H158V158H157ZM157 160H154V162H156ZM159 160H158V161H159ZM41 161H42V162H41ZM43 162H45V163H43ZM91 162H92V163H91ZM100 162H101V161H100ZM107 162H108V163H107ZM118 162H119V163H118ZM34 163H33V164H34ZM84 163H85V164H84ZM86 163H87V164L89 163V164L87 165ZM124 163H125V164H124ZM127 163H128V165L126 166ZM129 163H130V164H129ZM150 163H152V164H150ZM177 163H178V162H177ZM181 163H182V162H181ZM5 164H6V166H5ZM40 164H41V165H40ZM110 164H111V165H110ZM118 164H119V165H118ZM123 164H124L125 167L123 166ZM0 165H1V164H0ZM43 165H44V166H43ZM81 165L84 166V168H82ZM89 165H90L92 168H91ZM109 165H110V167H109ZM113 165H114V166H113ZM153 165H154V166H153ZM174 165H175V166H174ZM79 166H81V167H79ZM86 166H87V167L89 166V168H91L92 170L90 169V171L88 172L89 168H87ZM116 166H118V167L116 168ZM129 166H130V167H129ZM147 166H148V167H147ZM149 166H150V167L152 166V167L150 168ZM39 167L42 168V169H40ZM43 167H44V168H43ZM49 167L52 168V169H50ZM98 167H99V168H98ZM145 167H146V168H145ZM161 167L159 168L158 166H156V168H155V169H157V172H155L156 175L159 174V172L161 173V174H160V177H161L162 179H161L160 177H159L160 179L158 178V179L160 180V181H159L160 184H162L163 181H166V179L169 180V179H168L169 176H168V178L165 179V177H164V179H163L162 176H163V173L165 174V172L161 171V169H162ZM64 168H66V169H64ZM102 168H104V169H103L104 172L102 171ZM143 168H142V171L145 173V171L143 170ZM2 169H3L4 171H1ZM43 169H44V170H45V169L47 170V171L45 170V171L47 172V174H48V172L50 173V171H51V174H52L53 176H52L51 174H49V176L46 178L47 174L45 173V171H44V172L42 171ZM73 169H72V170H73ZM87 169H88V170H87ZM116 169H117V170H116ZM38 170H39L40 172H43V173L40 174V172H39ZM48 170H50V171H48ZM64 170H65V171H64ZM68 170H69V171H68ZM86 170H87V171H86ZM135 170H137V168H135L134 170H132V172H130V171H128V172H130L129 174H132ZM163 170H164V168H163ZM54 171H56V173H55ZM101 171H102V172H101ZM126 171H127V170H126ZM142 171H141V172H142ZM147 171H148V170H147ZM147 171H146V172H147ZM164 171H165V170H164ZM171 171H172V170H171ZM68 172H70V173H68ZM72 172H73V173H72ZM91 172H92V173H91ZM166 172H167V171H166ZM38 173H39V174H38ZM54 173H55V174H54ZM71 173H72V174H71ZM96 173H97V174H96ZM99 173H101V174H99ZM149 173L153 174L152 172L148 171L147 181L145 182L146 184H147V182H151L152 180H153V182H156V180H158V179L155 178V175H154V176L152 175V176H153V177H152L153 179H151V181H150L149 176L151 177V174H149ZM155 173H154V174H155ZM60 174H61V175H60ZM111 174H112V173H111ZM126 174H127V172H126ZM129 174H128V175H129ZM146 174H147V173H146ZM146 174H145V175H146ZM38 175H39V178H40V179H41V176H43L41 180H44V179H45V180H44V181H39L40 179L38 178ZM44 175H46V176L44 177ZM76 175H77V176H76ZM98 175H100V177H99ZM104 175H103V176H104ZM2 176H3V175H1L0 177H2ZM35 176H37V177H35ZM50 176L53 177V180H50V178H51ZM59 176H60V177H59ZM95 176H94V177H95ZM110 176H112V178H111ZM129 176H130V175H129ZM146 176H147V175H146ZM158 176H159V175H158ZM165 176H166V174H165ZM75 177H76V178H75ZM90 177H91V179L89 180ZM98 177H99V178H98ZM109 177H110V178H109ZM35 178H37V179H35ZM143 178H146V177L144 176ZM51 179H52V178H51ZM54 179H55V180H54ZM87 179H88V181H87ZM100 179H101V178H100ZM113 179L115 180V183H114V180H113ZM148 179H149V180H148ZM0 180H1V179H0ZM36 180H38V181L36 182ZM48 180L50 181V183H49ZM57 180H58V181H57ZM59 180H60V181L69 180V181H66V182H68V184H70V187H69L67 184L65 185V182H64V183H63V182L60 183ZM81 180H82V179H81ZM81 180H80V181H81ZM83 180H82V181H83ZM85 180H86V181H85ZM101 180H102V179H101ZM101 180H99L98 182H100ZM109 180H110V181H109ZM142 180L145 181L146 179H142ZM56 181H57L59 184L56 183ZM102 181L104 182V177H103V180H102ZM119 181H120V180H119ZM143 181H142V183H143ZM161 181H162V182H161ZM35 182H36V183H35ZM47 182H48V184H47ZM153 182H152V183H153ZM157 182H158V181H157ZM157 182H156V183H157ZM159 182H158V184H159ZM34 183H35V184H34ZM45 183H46V184H45ZM55 183L58 184V186H59L60 184H61L62 186L64 185L62 188L65 189V190H67V191H70V190L73 191V188L76 186V187H77L76 189H78V188H79V189H82L81 191H83V192H84V190H85V192H84V195H85V196L89 195V196H93V197H94V195H95V196H96V200H97V201L95 202V200L93 199L94 202H95V205H96V207H97V208H96V207H95V208H96L97 210L101 209V210H99V211L101 212L100 215H101L102 217H101V216H99V217L96 216V212H97V210L95 209L96 211L94 210V214H93V215H91V214H89V213H85L83 216H78L79 219H77V220H79L80 222H79V221L77 222V220L75 221V218L77 217V215H76V213L74 212V210L71 209L72 207H71V203H70V202L73 201L72 199H74V201H75V199L78 198L76 195L80 194V192H79L80 190H78L79 193H78V192H74V193H76L75 196L73 195V192H72V191H71L72 193H71V192H70V193L67 192V194H69V196H68L66 193H63L65 190H63V189H62V190H59V189H61V188H60L61 186H59V188H57V185H56ZM93 183H95V182H93ZM80 184H81V185H80ZM99 184H102V182L99 183ZM41 185H42V186H41ZM48 185H49V186H48ZM50 185H51V186H50ZM79 185H80V186H79ZM87 185H89L90 187H86ZM92 185H95V186L92 187ZM55 186H56V187H55ZM67 186H68V189H67ZM73 186H74V187H73ZM121 186H122V185H121ZM32 187L35 188V189H32ZM38 187H39V188H38ZM64 187H65V188H64ZM91 187H92V188H91ZM99 187H101V186L99 185ZM109 187H108V188H109ZM113 187H114V186H113ZM122 187H123V186H122ZM128 187H130V186H128ZM37 188H38V189H37ZM53 188H54V189H53ZM56 188H57V190H56L57 193H58V190L60 191L59 194H57V193L54 191ZM95 188H97L96 191H95ZM126 188H127V187H126ZM135 188H136V187H135ZM135 188L132 189V186H131V189L133 190V193H132V190H128L129 188H127L126 190H128V191L125 192V193L122 195V196H123V199H124L126 196H127V197H126L127 199L130 198V202H128V200H126V198H125L126 203H127V202L129 203V204L127 203V205H129V206H125V208H128L127 215H128L130 218H139V219H142V220L145 221V220H146L145 218H147V215L149 214L148 211H147V210H141V211H140L141 214H139V213H140V212H139V209L137 210V208L139 207V203H133V202H138V201L141 200V199H142L141 201H143V200H145L146 197H144V199H143V197L140 198L139 196H137L138 194H136L137 198H135L136 196L133 195L134 193H136V191H134ZM76 189L74 188V191H75ZM109 189H110V188H109ZM121 189H122V188H121ZM136 189H137V188H136ZM90 190H91V191H90ZM93 190H94V191H93ZM97 190H99V191H97ZM101 190H102V191H101ZM126 190H125V191H126ZM42 191L45 192L46 194H44ZM61 191H63V192H61ZM76 191H77V190H76ZM88 191H90V192H88ZM100 191H101V194H100ZM111 191H112V187H111ZM129 191H131L132 194H131V193L129 194ZM36 192H37V193H36ZM65 192H66V191H65ZM83 192H81V193L83 194ZM91 192H92V193H91ZM32 193H33V192H32ZM86 193H88V194H86ZM94 193H95V194H94ZM113 193H116V194H113ZM127 193H128V194H127ZM43 194H44V195H43ZM55 194H57V195H55ZM70 194H72L73 196H71ZM90 194H91V195H90ZM98 194H99V195H98ZM108 194H110V195H108ZM112 194H113V195H112ZM125 194H126V195H125ZM62 195H63V196H62ZM114 195H115V196H114ZM124 195H125V196H124ZM130 195H133V196H130ZM64 196H65V197H64ZM67 196H68V197H67ZM97 196H98V197H97ZM120 196H121V195H120ZM141 196H142V195H141ZM144 196H145V195H144ZM38 197H37V198H38ZM44 197H43V199H44ZM61 197H62V199H61ZM69 197H70V198L72 197V199H70ZM73 197H74V198H73ZM75 197H76V198H75ZM93 197H91V198H93ZM138 197H139V198H138ZM33 198H35V199H33ZM51 198H49V199H51ZM67 198H68V199H67ZM132 198H135L136 200H134V201L131 202V200H133ZM115 199H114V200H115ZM41 200H42V201H41ZM76 200H80V198H78V199H76ZM90 200H91V199H90ZM90 200H89V201H90ZM93 200H92L91 202H93ZM40 201H41V202H40ZM125 201H124V202H125ZM51 202H52V201H51ZM37 203H39V204L37 205ZM48 203H45V204L49 205ZM132 203H133V204H132ZM60 204H61V205H60ZM135 204H136V205H135ZM137 204H138V205H137ZM47 205H46V207H47ZM131 205H132V206H131ZM134 205H135V206H134ZM58 206H59V207H58ZM60 206H61L62 208H61ZM136 206H137V208H136ZM63 207H64L65 209H64ZM130 207H131V208H130ZM133 207H134V209L136 208L134 211L132 210ZM56 208H57V210H56ZM59 208H60V211H59ZM40 209H42V210H40ZM61 209H63L65 213L62 212ZM38 210H39V211H38ZM44 210H46V208H45ZM69 210H70V213H69ZM71 210H72V212H71ZM143 211H144V212H143ZM146 211H147V212H146ZM59 212H60V213H59ZM100 212H97V215H99ZM133 212H134V213H133ZM137 212H139V213L136 214ZM145 212H146L147 215H145ZM149 212H150V211H149ZM55 213H56V214H59V215H56ZM62 213H64L65 215H64V214L62 215ZM71 213H72V214L74 213V214L72 215ZM102 213H103L104 215H102ZM128 213H129V214H128ZM132 213H133V214H132ZM142 213H143V214H142ZM153 213H154V212H153ZM155 213H156V212H155ZM155 213H154V214H155ZM35 214H36V215H35ZM151 214H152V213L150 212V215H149L148 217H150ZM61 215H62V216H61ZM66 215H67V217H66ZM74 215H75V218L72 217V216H74ZM152 215H153V214H152ZM54 216H56L55 218L58 217L57 219H58V220L60 219V220L58 221L57 219L54 218ZM68 216H69L70 218H69ZM93 216H94V217H93ZM103 216L106 218V220H104L105 218H104ZM128 216H127V217H128ZM61 217L63 218V221H64V222H66V221H67V222L64 223V222L61 220V219H62ZM65 217H66V219H65ZM78 217H77V218H78ZM80 217H82V220L80 219ZM84 217H85V218L87 217L88 219L90 218V219H89L90 222H89V221L87 222V220H86L87 218L85 219ZM96 217H97V218H101V220H98ZM153 217H156V215H155V216L153 215ZM67 218H69V220H70L71 218H73V221H72V220L68 221ZM91 218H93V219H91ZM48 219H47V220H48ZM95 219H97V220H95ZM102 219H103V221H102ZM56 220H57V221H56ZM83 220H84L85 222H84ZM93 220H94V221H93ZM37 221H38V220H36V222H37ZM39 221H38V222H39ZM60 221H61L62 223H61ZM71 221H72V222H71ZM74 221H75V222H74ZM82 221H83V222H82ZM92 221H93V222H92ZM95 221H97V222H95ZM100 221H101V222H104V223H102L103 226H102V225H101V226L98 225V226H100V228L98 229V227L96 226V227H97V229H96L95 225H96V223H100V224H101ZM109 221L113 223L112 220L109 219ZM109 221H108V222H109ZM43 222H44V223H43ZM70 222H71V223H74V224L72 225ZM81 222H82V225H81V226H83V223H86V224H84L83 227H81L80 224L77 225V223H81ZM91 222H92L93 224H92ZM46 223H47V224L49 223V225H51L50 223H54V225H56V226H54V225L49 226V225H47ZM63 223H64L65 225H63ZM67 223H68V225H67ZM87 223H88L89 225H87ZM41 224H46L47 227L44 226V225L42 226ZM60 224H61V225H60ZM69 224H70V225H69ZM94 224H95V225H94ZM106 224H108L107 221H106V223H105V227L109 225V224H108V225H106ZM115 224H117V223L115 222V223H113V224H110V226H111V227L109 226L110 228L106 227L105 229H103V230L109 232V236H108V237L106 236L107 238L104 236L107 240H109L108 238L111 237L110 235H111L112 231H113V230H115V231L117 230L118 227L114 226ZM57 225H58V226L60 225V226L57 227ZM71 225H72V226H71ZM74 225H76V227H75ZM92 225H94V226H92ZM112 225H113V226H112ZM117 225H118V224H117ZM52 226H54V227H52ZM65 226H66V227H65ZM73 226H74V227H73ZM77 226H78V227H77ZM79 226H80V227H79ZM86 226H87V227H86ZM88 226H90L89 228L92 227V230L89 229ZM44 227H45V228H44ZM56 227H57V228H56ZM63 227H65L66 229H68V231H71V229H73L72 232H70L71 234H70L67 230H65V228H63ZM93 227L95 228V231H94ZM53 228H54V229L56 228L57 231H59L58 229H60V228H62V230L64 229V230H63V231H64L63 233H64V234L66 233L65 236L67 237V240L64 241V239H63V242H65V243L60 244V243H61V242H60L61 239H62L63 237L65 238V236L61 233L62 230L60 229L61 232H59L60 234H58L57 231H51V230H53ZM80 228H81V229H80ZM38 229H37V231H38ZM56 229H55V230H56ZM69 229H70V230H69ZM75 229H76V231H75ZM108 229H109V230H108ZM110 229H111V231H110ZM139 229H140V228H139ZM33 230H35L34 227H33ZM141 230H142V229H141ZM37 231H36V236H34V238L37 237V240H38L39 237L44 238V235H45V236L48 235V233H46V234H43V233H42L43 236H42V234L39 235V234H38L39 231H38V232H37ZM78 231H79V232H78ZM90 231H91V232H90ZM96 231H97V232H96ZM105 231H102V232H104L105 235H106V232H105ZM115 231H113V233H114ZM51 232H52V233H51ZM55 232L57 233V235L55 234ZM74 232H75V233H74ZM99 232H98V233H99ZM110 232H111V233H110ZM33 233H34V235H35V232H34V231H33ZM67 233H69V234H67ZM89 233H90V234L92 233L93 235L90 236ZM115 233H116V232H115ZM74 234H75V235H74ZM99 234H100V235H97V236H99V238H100V237H101V233H99ZM37 235H38V236H37ZM49 235H48V236H49ZM67 235H69L71 238H70L69 236H67ZM88 235H89V236H88ZM96 235H95V236H96ZM102 235H103V233H102ZM114 235L116 236V234H114ZM139 235H140V234H139ZM58 236H61V237H58ZM97 236L95 237V241H96V242H95V245H94V243H91V245L93 244L94 246H96V243H97V245L100 243V244H101V245L99 244L100 247H101V246L103 247L104 243H103L102 241H103V238H104V237L102 236L101 241H97V240H98V239H96ZM115 236H114V237H115ZM50 237H51V236H49V239H50ZM72 237L74 238V240L71 241L70 239H72ZM41 238H40V239H41ZM105 238H104V240H106ZM112 238H113V235H112ZM40 239H39V240H40ZM59 239H60V241H57V240H59ZM78 239H79V238H78ZM78 239H77V240H78ZM82 239H81V241H82ZM54 240H56L57 242L55 241V242H56V243H55ZM68 240H70L71 243H70ZM99 240H100V239H99ZM115 240H116V238H114V242H113V243H114V244H113L114 248H113V246H111V244H112L111 239H110V242H109L110 247H109V245H108L109 248H108V247L105 248V246H107V244L104 245V249H103L102 247H101L102 249L100 248L102 251H103V250L105 251V252L103 251L102 255H105V256H106L107 251H108V253H109V251H112V250L114 251L113 253L118 254V253H117V250H118L119 248L117 247L118 244H117V245L115 244V242H116ZM52 241H53L54 243H52ZM66 241H67V242H66ZM73 241H74V242H73ZM83 241H82V242H83ZM112 241H113V239H112ZM58 242H59V243H58ZM82 242H81V246H82V244H85V243H86V240L84 241V243H82ZM106 242L108 243V241H105V243H106ZM67 243H69V245H68ZM76 243H78V245L80 244L79 241H77ZM116 243H117V242H116ZM58 244H59V246H60V247H59L60 249L58 248ZM64 244H65V245H64ZM87 244H88V243H86V244L83 245V246L85 247V246H87ZM61 245H62V247H61ZM63 245H64V246H63ZM74 245H75V244H74ZM99 245H98V246H99ZM115 245H116V246H115ZM66 246H67L70 250H69V249H66V252H65V251H64V248H67ZM79 246H80V245H79ZM79 246H78V247H79ZM83 246H82V247H83ZM78 247H76L77 250H78V249L80 250V248H78ZM82 247H81V250H82ZM84 247H83V248H84ZM87 247H88V246H87ZM92 247H93V246H92ZM92 247H91V248H92ZM116 247H117L118 249H117ZM112 248H113V249H112ZM115 248H116L117 250H116ZM61 249H63V252H62ZM88 249H89L88 252L90 253L91 250H90V248H88ZM88 249H87V250H88ZM92 249H94V248H92ZM97 249H99V248L97 247ZM97 249H96V251H99V253L96 252V251H95V252L92 251V252H93V254H94V253H96V254L98 253V254L100 255L101 251H100V249H99V250H97ZM105 249H107V251H106ZM108 249H109V250H108ZM110 249H112V250H110ZM67 250H68V251H67ZM81 250H80V252H79V251L77 252L76 249L74 248V250L72 249L73 252H71V253L74 254L75 251H76V253H79L78 255H80V254L82 253ZM84 250H85V249H84ZM84 250H83V251H84ZM94 250H95V249H94ZM59 252H60V255L58 254ZM64 252H65V253H64ZM69 252H68V255L71 256L72 254L69 253ZM92 252H91V253H92ZM118 252H119V250H118ZM62 253H63L65 256H64V255L62 256ZM104 253H105V254H104ZM113 253L111 252V253L107 254V257L110 258V257L112 256L111 254H113ZM121 253H122V251H121ZM55 254H56V252H55ZM96 254H95V255H96ZM119 254H120V253H119ZM68 255H67V256H68ZM102 255H101V256H98V257H97V255H96L97 259H98V260L100 259L99 261H101V259H102L101 262H103V264H104L105 261H106L105 264H106V263H107V264H113V261L118 262V259H119V260H122V257H123L125 254H124V255H123V254H120L121 259H120V258H115L114 256H112V258H113V257L115 258V259L113 258V261H112V258H110V260H108L109 258H107V257H105V258H101ZM108 255H109V256H108ZM113 255H114V254H113ZM122 255H123V256H122ZM61 256H62L63 258H62ZM67 256H66V257H67ZM69 256L67 257V258H69V259L73 257V255H72L71 257H69ZM115 256L117 257L118 255H115ZM120 256H119V257H120ZM61 258H62L63 260H62ZM64 258H65V259H64ZM73 259H74V258H73ZM103 259H104V261H103ZM71 260H72V259H71ZM71 260H69V263H70ZM107 260H108V261H107ZM116 260H117V261H116ZM62 261H63V262H62ZM65 261H67V262H65V263L68 264V259H66ZM109 261H111L112 263H111V262L108 263ZM118 263H119V262H118ZM71 264H72V261H71ZM115 264H116V263H115Z\"/></svg>",
	"mask_w": 264,
	"mask_h": 264
}]
</instances>
